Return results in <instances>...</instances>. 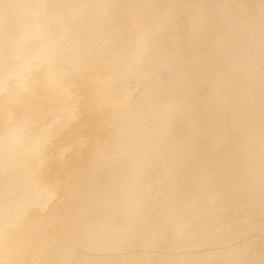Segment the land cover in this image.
Instances as JSON below:
<instances>
[{
    "label": "rangeland",
    "instance_id": "rangeland-1",
    "mask_svg": "<svg viewBox=\"0 0 264 264\" xmlns=\"http://www.w3.org/2000/svg\"><path fill=\"white\" fill-rule=\"evenodd\" d=\"M14 1H16V2H14ZM20 1V0H19ZM23 1V0H22ZM21 1V3H22V5L20 4V3H18V0H0V9H1V16H0V19L1 18H3L5 15L3 14L4 12H2L3 10H6V7H7V11H10V12H12L11 10H9V9H13V10H15V16L18 18V20H17V22H20V20H23V18H24V16L22 17V15L21 14H23V13H16V12H18V11H20V9L23 11V12H26V11H28V12H32L31 10H32V8H30V7H32V5L33 4H35V6H37L38 7V9L37 10H33V13L37 16V18L39 19L38 20V22H35L36 24L35 25H33L29 30H32V31H29V32H27V31H24V30H22V32H20V33H18V36H20L18 39H20L21 37H22V33H24V35L26 34V33H29V37H28V39H27V41L25 40L26 39V37L25 36H23L22 38H21V41L23 40H25L26 41V43H25V41H24V44H22V45H19L20 44V42L19 43H17L16 45L19 47H23L24 48V56L23 57H28V58H31V59H35L37 62L39 61V60H42L43 59V63H45V61L46 60H44V58H42V56L41 55H43L44 57L47 55L48 56V54H49V56L51 57V55H50V53L51 52H53V55H54V57L52 58H50L49 56H48V58L46 57L45 59H51V60H56V61H58V59H59V61H60V59H61V62H59L60 64H58V65H60V66H54V61H53V63L50 65V66H52V67H54V69L53 68H48L47 69V71H51L52 69V73H56L57 71H58V73H61V71H62V73H63V71H65V69L64 68H66V66L68 67L69 66V64H77L78 63V65H80V66H83V65H85V64H88V63H86V62H88L89 60H87L86 62H84L82 59H85V56H84V54L83 55H80V56H78L76 59H74V62H73V60H71L70 62H68V58H67V56H72L74 53H76L77 52V49H79L78 48V46H79V41L80 42H82V40H84L85 39V36H83L82 38H84V39H78V41H76L77 39H75V41H74V46L76 45V48L69 54V52L71 51V49H69L68 47H67V49H69L70 51H67V49L65 50V48H64V46H63V44H67L68 42H69V37L68 36H66V34L69 32V33H71V35L75 32V30L77 29V30H80L79 32H83L84 34H93V35H95L99 30H97V29H99V28H104V29H106L105 31L103 30V32L100 34V38L98 39V41H97V43H95L93 46H91L90 48H88L87 49V51L88 52H91V55H90V57L89 58H91V60L92 59H94L95 58V56L96 55H98L99 54V51H97V45H98V42H99V40H103L102 42H103V44L102 45H104L105 44V41L108 39V38H110V37H108L109 36V34L110 33H112L111 31L113 30L112 28L110 29L109 27L111 26H115V28H118L119 30L121 29V28H123L122 30H125L126 28V26H127V24H129V22L131 21H133L134 20V22L136 23V22H139V20H140V18H144L145 19V14H146V19L144 20L143 19V21H145V23L144 24H141L142 26H147V24L148 25H151L152 23H154L155 22V24L154 25H160L161 24V22H162V28L163 29H165V30H163L162 28H160V30H162L161 31V35H159L157 38H158V42L157 41H155L156 40V38L154 39V41L152 42V41H150L149 42V44H145V46L147 47V48H145L146 49V51H145V49H143L142 47V44H140V46L138 47V49H136V50H138V54H137V51L136 50H134L133 51V58H135V59H137V57L139 56L140 57V63H139V65L140 66H142V63H143V65H145L146 64V66L145 67H143V69H142V72L141 73H145V72H147V73H145L144 74V76H143V80H145V82L143 83V85H144V87H142V90H144V89H146V88H149V87H154V88H157V91L155 92H152V91H149V92H147L146 93V97H144V98H140L138 95H137V92H135V91H133V93H132V98H131V100L129 101V104H127V103H122L121 104V100L123 101V99H120V97H124V96H126L125 94H124V96H119L118 94H123L124 93V91H122L123 90V88H124V86L122 85V83L121 82H119L120 80L118 79V78H113L116 82H117V79H118V84L117 85H119L120 87H122L121 89H120V91H122V92H118V94H115L116 96H119V97H117L118 98V100H117V98H116V96L113 94L114 92H115V90L113 91L112 89H114V87H115V81H111V79H109L110 78V76L112 77L113 76V73H112V71L113 72H115L114 70H115V67L114 66H117L116 64H117V60L116 59H114L113 61L112 60H110L109 62L111 63H115V64H112L111 66H109L108 64H110L109 62L107 63V61H106V63L105 64H103V66L102 65H100V66H98V64H96L97 63V59L96 60H94L93 62H91L90 64H89V66L91 65V68L94 66V65H97L96 67L97 68H100L101 69V71H103L104 73H103V75L104 74H106L105 76H107V77H104L103 75H102V73L100 72V69H99V72L101 73H99V74H97L98 73V69H96V68H92L91 70V72H93V73H91V72H86L85 71V75L84 74H80V73H78L79 71H77V70H75V72L72 74V76H71V78H69V80H68V82H66V80L63 82L64 84H65V91L69 94V96L67 97V100H68V102H67V106H65V107H67V110L66 111H61L60 113H58L59 111H58V108L59 107H57V106H54V105H52V104H50V103H48V98H49V93H48V90L47 89H45V93H44V96L43 97H41V99H39V102L36 104V105H34V107H33V111H32V113H31V115L27 118V120H26V123H28V125H26L25 126V128H24V130L23 129H20V130H18L17 132H16V134H14L13 136H15L14 138H15V140L17 139V138H21L22 140L19 142V144H17L16 146H14L13 144V146H12V148L10 149V150H8V151H6L5 153H3V149L2 148H0V198L2 199L3 198V196H5V194H3V193H9L8 195H6L5 197H7L6 199L8 200V196H9V202H10V205H7V204H9V202L5 199V197L2 199V200H4V201H7V202H4L6 205H4V203L3 202H1L2 200H0V204L2 205V206H0V226H1V224H2V226L3 227H5V229L8 227V230H10V228L12 229V231L10 230V233L9 234H16L17 235V237H16V235L14 236V235H9L8 233V237L6 236L7 234H4V233H0V250L2 251L1 252V254L0 255H2V256H4V257H2V256H0V264H1V259H3V262H2V264H4L5 263V261H7V262H9V264H13V263H15V264H40V263H42V264H48V263H46L45 261H47V262H49V264H69V263H71L72 262V264L74 263V264H78V262H81V263H84V264H86L87 262V264H93V262H97V264H99L98 262H106L105 264H110V263H108V262H110V259L112 260L113 258L115 259V255H117V252H118V255H117V258L119 259V260H121L120 258V256L122 255V256H124L123 255V252H125L126 250H124V249H127L128 247H126L125 246V244H123V243H129V240L130 239H128V237H126V235L124 234L125 233V230H124V228L125 227H120L121 226V224L119 223V221H117V220H115V219H113V224H114V227L113 226H110L111 228H110V230H108L109 232H110V234H108L109 236H107V235H104L105 237L107 236V238L108 237H110L111 238V233H114L113 235H116V233H118L119 234V237L116 235V236H113L112 235V239H114V237H115V241H113L112 239L110 240L109 238V240H108V242H107V238H104L103 237V234H100V235H98L99 237L98 238H100V240L99 241H102L101 242V244H102V246L100 245V242L99 241H97L98 239H97V235L95 236V234H97L96 232H97V228H98V226H97V224H99L100 225V223H99V218H101V222H102V220H105L106 219V216L107 215H110L109 213H106L105 211V214H103L104 212L101 210V208H100V206L102 205H99L98 203H100V202H103V201H101L102 199H100L99 197H101V196H104V195H102L103 193H105L104 191H105V189L106 188H109V182H106L105 183V181H104V178L106 179V176H111L112 177V174L114 173H111L110 175L108 174V175H104L103 176V174H104V172L107 170V167H108V169H109V166H111L112 167V165L114 166V165H117V162L118 161H120L122 158L124 159H122V161H126V159L128 160V159H130L131 158V156H132V152H133V150L131 149V148H135L136 147V150H139V152H140V150H142V149H145L146 147V145L147 146H149V145H151V142L153 141V139L151 138V136L152 135H154L155 137L156 136H158L159 135V143H157L156 145H160V147L165 143V141H166V143H165V147L162 149V154H163V157L161 158V159H159L158 160V162L156 163V164H154V163H152V164H150L149 165V163H145V164H143L142 165V168H139L135 173L136 174H138L142 169H150V168H152V166H154V168H157L158 166H161V165H164L166 162H167V160L169 159V157L173 154V155H176V153H178L176 156L178 157V158H180V159H184V160H186V159H188L190 162V164H188L187 166L188 167H190V170L188 171V175H185V177L186 178H188V179H185L186 180V182H190L191 181V185L190 186H188V187H186V188H181L180 186H179V181L181 180L179 177H178V175H176V176H170V177H168L167 179H166V181L162 184V187H160L159 189H157L156 191H154V192H152V196H151V198L149 199V201H146V203L144 202L143 204H144V206H147L148 205V207H147V209L145 210V213L147 214V215H149L151 212H152V209H153V211H157V209H158V211H160L161 209L162 210H164V208H166V207H171V208H169V209H172L173 207L174 208H178V206L176 205L177 203L176 202H178L177 200H179V199H182V201L184 202V200H186L185 201V203H184V205L181 207V208H178V211L179 210H182L183 209V207H186L187 206V203H188V201H190L191 199L192 200H199L200 202H199V206L198 207H196L197 206V201H194L193 202V205L192 206H190V207H188V208H195V209H191V210H195V213L193 214V215H191V214H189L190 212H187L188 210H186L185 212H182V213H180V215L178 216V221L176 222V224H174V227H181V226H183V223L184 224H188L191 220H193L194 219V215H197V216H201L202 215V211H201V209L204 207V205H206V207L204 208L205 210L204 211H207L208 212V210H206V209H209V211L211 212V214L209 215V213L210 212H206V216L207 217H210V221H208V222H206V227H207V229H211L212 228V226H213V221H215V222H217V224H218V228H217V235H223L224 233H227L228 235H231V237L233 238V239H230V242H231V244H232V246H235V253H240V256L242 255L243 257H242V260H240L239 261V263H231V261H229L231 264H241L242 262L243 263H246V264H264V48H261V46L260 47H258V45H260L261 44V42L262 43H264V26H257L256 25V30L254 29V31H253V33H252V31L250 32V29L249 28H247L246 30H245V28L246 27H248L249 25H254V23H261V22H263L264 23V0H251V1H247V0H242L243 2H244V5H243V7L241 8V10H237V9H234L235 10V14H233L232 16H233V18H232V22L231 23H234V24H232V25H229V29L232 31V38L228 41V42H226L225 44H222V45H218V46H213V47H209V42H212V41H214V40H216V35L213 33L212 34V32H210V28H212V26L214 25V21H213V19H214V17H215V15L220 11V7L217 5V3H216V0H158V1H160V3H161V1L162 2H164V3H161V5H160V3L157 1V0H109V1H107V3L105 2V5L106 6H108V5H116L117 6V9L110 15L109 13L108 14H106L105 12H104V10L105 11H107V8H106V6H104V3L101 5V3H99L100 5H98L97 3H95L96 2V0H87V2H85V3H83V1H85V0H77L76 1V4H75V6H72V10H70V11H66V9H67V7L65 8V9H63V3H64V5H65V2L64 1H62V0H60V1H58V2H56V4L54 5V6H52L51 4V9L49 8V6L47 5L48 3H47V0L46 1H44V0H37V1H35L32 5H31V3H29L30 2V0H27V1H23V2H25V3H23ZM49 1V0H48ZM135 3H134V2ZM141 1V2H140ZM155 1V2H154ZM157 1V2H156ZM190 1V4H188V2ZM246 1V2H245ZM3 4H2V3ZM130 2V3H129ZM131 2H133V4H136V3H138V5L136 4V5H133ZM8 3V4H7ZM245 3H247V4H245ZM92 4V6H93V8L95 9V11H96V15L95 14H93V15H84V14H86V13H88L89 12V7H90V5ZM12 5V6H11ZM16 5V6H15ZM97 5V6H96ZM133 5V6H132ZM156 5V6H155ZM1 6H2V8H1ZM11 6V7H10ZM14 6V7H13ZM20 6L22 7V8H20ZM97 8H96V7ZM101 6V7H100ZM126 6H127V9L128 10H126L125 8H126ZM9 7V8H8ZM18 7V8H17ZM48 7V8H47ZM100 7V8H99ZM145 7V8H144ZM155 7V9H152V8H154ZM14 8H16V9H18V11L16 10V9H14ZM20 8V9H19ZM24 8H26V9H24ZM103 8V9H102ZM106 8V9H105ZM141 8H143V10H144V13H143V10L142 11H140V14H139V10L141 9ZM150 8V9H149ZM97 9V10H96ZM100 9H101V11H102V13L100 12L99 13V11H100ZM131 9V10H130ZM146 9V10H145ZM147 9H148V11H147ZM42 10H45V12L44 13H42ZM84 10H86L85 12H84ZM84 12V13H82L83 14V18H81V20H79L78 21V15L81 13V12ZM91 11V10H90ZM98 11V12H97ZM65 12H66V14H67V16L68 17H72V16H74V17H76V20L75 21H72V19H71V22L70 23H68L69 22V19L68 20H64V21H61V18H63V15L65 14ZM146 12V13H145ZM7 13V12H6ZM103 13H105V16L103 17V18H100V17H102L103 16ZM148 13V14H147ZM137 14V15H136ZM97 17H95V16ZM100 15V16H99ZM139 15H140V17H139ZM142 15V16H141ZM18 16H20V18L18 17ZM36 16H34V17H36ZM51 16H56L53 20H51V21H49V18L51 17ZM135 16H137V17H139V18H137V19H139L138 21H137V19L135 18ZM240 16V17H239ZM27 17V16H26ZM33 17V16H32ZM73 17V18H74ZM87 17V18H86ZM92 17H95L96 18V20L94 19V20H92ZM99 17V18H98ZM243 19H242V18ZM22 18V19H21ZM135 18V19H134ZM241 19V21H240V19ZM86 19V20H85ZM98 19V20H97ZM25 20H26V18H25ZM85 20V21H84ZM176 20H178L177 22H176ZM37 21V20H36ZM99 21V22H98ZM140 21H142V20H140ZM160 21V22H159ZM175 21V22H174ZM180 21V22H179ZM132 23L133 25H131V28H133L135 25H137V23L135 24V23ZM157 22H159L158 24H157ZM172 22H174V25H175V28L178 30V32H177V34L178 33H180V37H181V32L183 33L182 34V37L184 36V38H186L187 37V39H181V40H178L179 38H178V36H173L172 38H171V40H173L172 42H170V38L167 36V37H165L164 36V38L162 37V39H161V37L160 36H162V35H165V34H167V33H169L168 31V26L172 23ZM236 22H237V24H236ZM178 23V24H177ZM182 23V24H181ZM252 23V24H251ZM90 25L91 26V28H89L90 26H84V25ZM94 24V25H93ZM181 24V25H180ZM236 24V25H235ZM62 25H64V27L62 28L64 31L63 32H58V28H61L62 27ZM83 25V26H82ZM98 25V27H95V26H97ZM130 25V24H129ZM141 25H140V28H138V29H140V30H142L141 28ZM180 25V26H179ZM37 26V27H36ZM93 26V27H92ZM120 26H121V28H120ZM158 26H155V27H157V28H159ZM166 26V27H165ZM178 26V27H177ZM35 27H36V29H35ZM84 27V28H83ZM139 27V26H138ZM183 27V28H182ZM186 27V28H185ZM188 27V28H187ZM243 27H245V28H243ZM84 30H83V29ZM170 28V27H169ZM174 28V29H175ZM243 28V29H242ZM75 29V30H74ZM94 29V30H93ZM128 29H130V28H128ZM184 29V30H183ZM189 29V30H188ZM87 30V31H86ZM143 30H145V29H143ZM182 30V31H181ZM186 30H188V31H186ZM90 31V32H89ZM113 31H116V29H114ZM128 31V33L129 34H131V32L129 31V30H127ZM126 31V32H127ZM148 31V30H147ZM147 31H146V33H147ZM164 31H166L167 33H165ZM37 32V33H36ZM38 32H44L43 34H45V36H43V38L41 37V36H39V33ZM126 32H125V35H128V34H126ZM158 32H159V30H155V31H152V36H155L156 37V35L158 34ZM164 32V33H163ZM185 32V33H184ZM188 32V33H187ZM208 33H209V36H208V38H207V35H208ZM148 34V33H147ZM185 34V35H184ZM70 35V34H69ZM179 35V34H178ZM75 36H77V34H75ZM178 38V39H176V38ZM125 38H127L126 36H125ZM207 38V39H206ZM55 39H56V41L58 40L59 42V44L57 43V42H55ZM66 39V40H65ZM165 39V40H164ZM175 39V40H174ZM61 40V41H60ZM95 40H96V38L94 37V36H92V37H90V38H88L87 40H86V42H84L83 44H81L80 46L81 47H84V46H86V45H89V44H92L93 42H95ZM222 40H224V39H222ZM53 41V42H52ZM62 41H63V43H62ZM85 41V40H84ZM136 41V40H135ZM135 41H134V43H135ZM161 41H163L164 42V44L161 42ZM177 41V42H176ZM51 42V43H50ZM152 42V43H151ZM156 42H157V44L158 45H160V46H158L157 44H156ZM54 43V44H53ZM62 43V44H61ZM161 43H162V45H161ZM52 46H54L53 48H51V45ZM57 44H58V46L60 47V48H58V46H57ZM151 44H152V46H151ZM154 44V45H153ZM157 46H156V45ZM48 45H50L49 46V48H47V46ZM55 46H57V49L58 50H62V52L60 51V54L58 53L57 54V56H55L56 55V51L57 50H55ZM158 47H159V49H158ZM47 49V50H45L44 51V49ZM62 48V49H61ZM64 48V49H63ZM150 50H149V49ZM157 48V49H156ZM22 49V48H21ZM50 49H51V51H50ZM140 49H142V50H140ZM48 50H49V52H48ZM54 50H55V52H54ZM155 50H157V51H155ZM160 50V51H159ZM65 51V52H64ZM145 51V52H144ZM9 52V51H8ZM45 52V53H44ZM134 52H136V53H134ZM141 52H142V54H141ZM147 52V53H146ZM150 52H151V55H149L150 54ZM156 52V53H155ZM10 53V52H9ZM45 55H44V54ZM64 53H66L65 55H64ZM128 53V52H127ZM141 55H140V54ZM143 53L145 54L146 53V55H143ZM155 53V54H154ZM158 53V54H157ZM226 53V54H225ZM39 54V55H38ZM125 54H126V52H125ZM129 54V53H128ZM122 55H124V54H122ZM130 56H131V54H129ZM135 55V56H134ZM149 57H148V56ZM169 55H174V57H173V59H172V61H170V59H169ZM195 55H200V57H199V60L200 61H204L203 63H202V65L201 66H203L202 68H205V70H208V71H210V73H208L207 75H205L203 78H204V82H203V84H202V86H201V88L203 89L204 87H206L207 89L208 88H211V89H214V88H216V84H215V80L217 79L218 81V84H222L223 82H225L224 84H222V86H220L221 88H219L217 91H218V93H216L215 95H216V98L218 97V98H222L221 97V95L223 94V92H222V89H226L227 91H225L224 93H226L224 96L226 97H228V99L227 100H224V102L226 103V107H227V109L228 110H226V112L228 113V118H230V120H228V122L227 121H225V120H223L222 118L221 119H215V114H214V112H212V114H210V115H208V114H206L204 111H206L205 109H208V104H210L211 102V100L209 99L208 101H207V103H206V105L205 106H203L202 107V105L200 104V106L199 107H201L200 109H198L197 110V112H199V118L200 119H205V120H212V119H215L216 121H215V123H214V125H219L218 126V129H219V131H217V132H215L214 134H213V136H211L210 138H205V137H203V136H201V133H198V134H193L192 135V137H196L197 139H198V137L199 136H201V138L200 139H202L203 138V142H200L201 144L199 145V149H203V151L202 152H200V153H198V154H189L188 152H186L189 148H188V146L191 144V136L189 135L188 137H184L183 135H185V133H190V131L192 130H194V128H195V124L197 123L196 121L197 120H195V122H194V120L193 121H191L190 123H188L187 125H186V127L184 128V127H180L177 131L178 132H176L175 131V128L176 127H174V129H173V131H171L170 130V128H166V130L167 131H169V132H166V130L165 129H162V131H159V128L161 127V126H163L164 124H165V122H166V126H169V124L168 123H172V122H174V121H177L178 120V123H180V121H182V119H181V117L180 116H182V114L184 115L183 116V118L185 117V115H187L189 112H194L193 110L195 109V104H196V102H195V99L192 97V98H190L188 101L189 102H191V104H189V102H187L186 101V98L184 97L185 96V94H184V92H182V93H178L177 94V96H176V94H174L173 96H174V98H172L171 100H170V103H168L166 100L164 101V103H163V101H160V100H158L160 97H163V96H166L167 94H168V91H169V89H168V87H173V83H174V79H175V77H176V75H177V73L181 70V68H182V64L181 63H183V61H186V60H189L190 61V59H192ZM40 56V57H39ZM147 56V57H146ZM219 56H222V57H219ZM22 57V58H23ZM38 57V58H37ZM62 57V58H61ZM138 57V58H139ZM152 57V58H151ZM1 58H4V56H3V54L0 52V72L2 71V70H4V69H8V68H10V69H12L14 72H19V71H17L18 70V62L16 61V60H14V59H12L10 62H7L6 61V58L5 59H1ZM40 58V59H39ZM96 58H98V57H96ZM101 58V57H100ZM126 58H129V57H126ZM148 58V59H147ZM149 58H151V59H149ZM216 58V59H215ZM49 59V60H50ZM65 61H64V60ZM82 60V62H81V60ZM142 59V60H141ZM147 59V60H146ZM4 60V61H3ZM90 60V61H91ZM133 61H134V59H132ZM149 60V61H148ZM77 61H79V62H77ZM117 61V62H116ZM133 61H131V62H133ZM145 61V62H144ZM146 61H148V62H146ZM39 62H42V61H39ZM96 62V63H95ZM142 62V63H141ZM149 62H151L150 64H149ZM250 62H252V65L254 66V67H252V68H249L246 72H245V70L244 69H246V67H247V65L250 63ZM69 63V64H68ZM94 63V64H93ZM104 63V62H103ZM62 64V65H61ZM93 64V65H92ZM147 64H149V65H147ZM220 64H224V66L222 67V69L221 68H219V65ZM106 65V66H105ZM107 65H108V67H110L111 69H112V71H111V69H109L108 67H107ZM12 66V67H11ZM46 66H47V64L44 66L45 68H46ZM88 66V67H89ZM15 67L17 68V69H15ZM55 67H57V69L55 68ZM58 67H59V69H58ZM70 67H72V65L70 66ZM112 67H114V68H112ZM129 67H131L132 68V70L129 68ZM129 67H127V69L129 70V71H127V72H125V73H128V75L129 76H126V84H125V88H126V85L129 83V77L131 78V80L132 81H134V83L135 84H132L131 85V88H137L138 87V85H139V81L138 80H141V75H139L138 76V78L135 76L136 74H138L137 72L138 71H136V69H134L133 67L134 66H129ZM90 68V67H89ZM105 68V70H103ZM106 69L108 70V71H111V72H107L106 71ZM45 70V69H44ZM55 70V71H54ZM117 70V69H116ZM131 70V71H130ZM241 70V71H240ZM46 71V70H45ZM89 71H90V69H89ZM96 71V72H95ZM133 71H135V72H133ZM241 72H242V74H241ZM78 73V74H77ZM88 73H90V74H92V75H90V74H88ZM95 73V74H94ZM124 73V75H127V74H125ZM132 73H134L133 75H131ZM22 74V73H21ZM86 74L87 75H89V78H88V76L87 77H85L86 76ZM94 74V75H93ZM96 74H97V77H96ZM241 74V75H240ZM254 75L255 76V79H252V77H251V75ZM82 75L84 76L83 78H84V80H83V78H81L82 77ZM98 75L100 76V78H98ZM103 77H102V76ZM110 75V76H109ZM210 75H212V77H210ZM236 75H239V76H237V77H235ZM79 77V78H78ZM92 77V78H91ZM128 77V78H127ZM133 77V78H132ZM234 77V78H233ZM63 78H64V76H63ZM96 78H97V81H96ZM80 80V82H79V80ZM95 80L96 82H94V81H92L91 82V80ZM98 79L104 84L103 86V88H104V91H103V89H102V87H98L99 85L100 86H102V83L100 82V81H98ZM4 80V81H3ZM8 80H10V79H3V78H1V76H0V110L2 111H0L1 113H0V126H4V125H1L4 121H6V119H10L11 121L13 120V118H17V117H19L20 116V111H18L17 109L19 108V102H20V98L19 97H17V96H11V95H9V97H8V95H7V93H8V89H6L9 85V83H10V81H9V83H8ZM110 81V82H108V83H106V81ZM185 81H184V83H186V79H184ZM27 81H28V78H27ZM88 81V82H87ZM105 81V82H104ZM201 81V80H200ZM248 81H250V84L248 83ZM5 82V83H4ZM6 82L8 83L7 85H4V84H6ZM114 82V83H113ZM131 82V81H130ZM3 83V84H2ZM18 84H17V86H16V89H20V90H24L25 89V85H24V82H23V80H19L18 82H17ZM85 83V84H84ZM98 83V84H97ZM100 83V84H99ZM33 84H34V82L32 83V87H33ZM80 84H82V85H86V88L85 89H83V90H79V89H81V85ZM93 84H96V85H94L95 87H93L92 85ZM80 85V86H79ZM88 85V86H87ZM98 85V86H97ZM5 86V87H4ZM90 86H92L91 88H90ZM98 88H97V87ZM85 87V86H84ZM83 87V88H84ZM5 88V89H4ZM35 88H36V84H35ZM96 88V92L95 91H92V90H94ZM102 89V90H100V89ZM92 89V90H91ZM98 89H99V91L101 92H107V90L110 92V91H112L110 94L113 96H111L110 94V96H111V98L116 102H114L110 97H108L109 95H108V93H107V95H106V97H107V99H105V98H103L104 99V104L105 105H103L102 103L103 102H101L102 100H94L95 102H97V101H99L100 103H95V102H90L86 107L88 108V110L87 111H90V110H92L91 112H86L85 113V111H86V109L87 108H85V109H83V110H79V107H80V104L82 103V101H85L87 98H89L90 96H92V95H98V94H100V92L98 93ZM106 89V90H105ZM90 90H91V92H90ZM81 91H82V93H81ZM126 91V90H125ZM204 91H206V90H204ZM85 93V97L86 98H84V93ZM94 93V94H93ZM184 94V95H183ZM5 96V97H4ZM20 97H21V95H19ZM23 96V95H22ZM180 96V97H179ZM183 98H182V97ZM223 96V97H224ZM230 96H232V97H230ZM17 97V98H16ZM208 97V95H207V93H203L202 95H201V97H200V100H203V102L204 101H206V98ZM6 98V99H5ZM15 98V100H12L13 101V103H12V101L10 100V99H14ZM118 101V102H120V103H118L115 99ZM5 99V100H4ZM9 99V100H8ZM112 100V101H110V100ZM173 99H176V100H174L173 101ZM17 100V101H16ZM47 100V101H46ZM105 100H107L108 102H109V104L107 103L106 104V102H105ZM120 100V101H119ZM135 100H138L139 101V108H138V110H139V112H141V117L139 116V118L137 119V122H141V128H142V131L143 132H145L146 133V135H145V133H143L142 134V132L141 133H139V137L138 136H136V134H133V135H131V136H129V132H130V130H128V134H123L126 130H124L125 128H124V126H123V128L121 127V129H120V132H118L119 131V128H116V127H114L115 129H116V131L114 130V128H113V125L112 126H110L109 127V125H108V114L106 115V113H107V110H108V112H110L111 114L112 113H114L115 112V114H116V110H119L117 113H119V112H121L120 113V115H119V119L117 118L118 117V115L116 114V116L113 114V118H110L111 120V123L112 122H116L117 123V121H119L120 120V116H121V118L123 117V115H126L127 114V111L128 110H130V104H133L134 102H135ZM182 100V101H181ZM176 101V102H175ZM181 101V102H180ZM6 102V103H5ZM9 102H10V104H9ZM17 102V103H16ZM110 102H113L114 104H113V106H112V103H110ZM151 104H150V103ZM167 102V103H166ZM183 102V103H182ZM195 102V103H194ZM217 102V104H221V103H223L222 101H216ZM4 103V104H3ZM48 104L47 105V107L44 109V110H42V111H40L39 110V105H42V104ZM93 103V104H92ZM179 103V104H178ZM3 104V107L1 106ZM18 104V105H17ZM95 104V105H94ZM98 106H97V105ZM110 104H111V106H110ZM125 104V105H124ZM167 104H168V106H171V107H169L168 108V106H167ZM177 104V105H176ZM181 104V105H180ZM183 104V105H182ZM185 104H186V107H187V109H184L183 107L185 106ZM199 104V103H198ZM216 104V105H217ZM8 105H10V106H8ZM15 105V106H14ZM125 106L126 108H121V107H123V106ZM149 105H151V108L149 107ZM162 105V106H161ZM197 105V104H196ZM106 106H108L107 107V110H106ZM119 106H121V107H119ZM127 106H129V107H127ZM164 106V107H163ZM180 106V107H179ZM192 106V107H191ZM5 107H7L6 109H5ZM17 107V108H16ZM99 107V109L101 110V111H99V109L97 110V108ZM110 107H111V109L114 111H112L111 112V110H110ZM163 107V108H162ZM165 107H167L169 110H167V108H165ZM185 107V108H186ZM190 107V109L192 108V111H190L188 108ZM194 107V108H193ZM215 106L214 105H211L210 106V109L211 108H214ZM3 108V109H2ZM10 108H12L13 110H11ZM91 108V109H90ZM109 108V109H108ZM117 108V109H116ZM122 109V111H124V110H127V111H124V113H122V111H121V109ZM153 108L155 109V110H153ZM162 108V110H165V111H163V113L165 112V114H167L168 116H167V120L165 119V114L163 115L161 112H162V110H160ZM182 108V109H181ZM5 109V110H4ZM8 109V110H7ZM56 109H57V111H56ZM93 109H96V110H93ZM106 111H105V110ZM152 109V110H151ZM171 109H173V111L171 110ZM10 110V111H9ZM157 110V111H156ZM169 111V112H167V111ZM181 111V110H183V111H181V112H178V111ZM223 110V109H222ZM13 111H15V112H13ZM97 111V114L95 113V112ZM99 111V112H98ZM104 111V112H103ZM155 111V112H154ZM172 112V115L170 114L171 112ZM185 111V112H184ZM221 111V110H220ZM224 111V110H223ZM11 112H13V113H11ZM18 112V113H17ZM143 112H145L146 113V116H148V115H150V114H153V115H155L154 113H156L157 112V114L155 115L156 117H158L157 119H159L158 121L160 122V120H161V122L159 123L158 122V124H161L160 126H158L157 125V122H153V120L156 118V117H154V118H152V119H150V120H148L149 119V117H146L145 116V113H143ZM153 112V113H152ZM158 112H159V114H162L163 116H164V118L162 117V115L160 116V115H158ZM176 112V113H175ZM187 112V113H186ZM43 113V114H42ZM79 113H81V115H79ZM86 115H85V114ZM90 113V114H89ZM96 114V116H95V118L93 119V120H89V123L87 122V123H85L84 124V122H83V120L86 118V117H89V116H91V114ZM100 113H102L101 114V116L99 115ZM182 113V114H181ZM186 113V114H185ZM223 113H225V111L223 112ZM4 114H5V117H4ZM57 114V115H56ZM93 114H92V116H93ZM143 114V115H142ZM86 116L85 118H84V116ZM246 115V116H245ZM51 116V117H50ZM79 116V117H78ZM207 116H209L210 118L208 119V117ZM231 116V117H230ZM244 116V117H243ZM250 116H252V118L250 117ZM33 117V118H32ZM50 117V118H49ZM104 117V118H103ZM106 117H107V119H106ZM164 119V120H162V118ZM176 119H175V118ZM179 117V118H178ZM37 118H38V121H37ZM68 118V119H67ZM84 118V119H83ZM99 119V120H97V119ZM171 118H172V120H171ZM174 118V119H173ZM247 118H249V119H247ZM44 119V120H43ZM83 119V120H82ZM112 119H115L114 121H112ZM142 119V121H140ZM146 119V120H145ZM20 120V119H19ZM81 120H82V122H81ZM148 120V123L146 122ZM168 120H170V122L168 121ZM205 120L204 121H202V124H204L205 123ZM235 121L234 123H236V127H237V125H238V127L237 128H235V130L231 133V135H230V139L227 137H225V136H223L224 134V132L225 133H228V130L230 129V127L232 126V124L230 125V127H228L229 129H226L225 131L223 130V126H228L227 124L229 123L230 124V122L229 121ZM39 121H41V122H39ZM50 122L49 124L47 123V122ZM72 121V124L73 125H71V127H69L68 126V124L67 123H69V122H71ZM79 123H78V122ZM95 122V125H94V122ZM101 123H100V122ZM102 121H104L108 126H106L105 125V123L104 122H102ZM107 121V122H106ZM164 121V122H163ZM168 121V122H167ZM243 121V124L241 123ZM30 122V123H29ZM37 122V123H36ZM77 124H76V123ZM100 123V124H98V123ZM150 122V123H149ZM238 122H240V123H238ZM25 123V124H26ZM39 123V124H38ZM82 123V124H81ZM90 123H93V124H90ZM98 125H97V124ZM154 123H155V125H154ZM32 124H34V125H32ZM51 124V125H50ZM67 124V125H66ZM75 124V125H74ZM84 124V125H83ZM87 124H89V125H87ZM102 124L105 126H103L102 127ZM115 124V123H114ZM153 124V125H152ZM163 124V125H162ZM79 125H80V128H79ZM123 124H120V126H122ZM143 125H145L144 127H143ZM152 125V126H151ZM220 125L222 126V127H220ZM52 126V127H51ZM83 126V127H82ZM85 126V127H84ZM87 126H89V127H87ZM92 126H94V127H92ZM102 128H101V127ZM119 126V127H120ZM155 126V127H154ZM77 127V128H76ZM87 127V128H86ZM153 127V128H152ZM233 127V126H232ZM43 128H44V130H43ZM48 128V129H47ZM89 128H91V129H89ZM93 128V129H92ZM98 128V129H97ZM101 128V129H100ZM182 128H184V130H182ZM193 128V129H192ZM78 129V130H77ZM81 129H83V131H80ZM85 129V130H84ZM237 129V130H236ZM35 130H37L38 131V134L34 137V138H30V137H32L33 136V132L35 131ZM77 130V131H76ZM87 130H88V133H87ZM94 130V133L96 134V136H94V133H92V131ZM100 130H103V131H100ZM59 131V132H58ZM75 131V132H74ZM80 131V132H79ZM86 133H85V132ZM90 131H91V133L93 134V136L94 137H91V133H90ZM96 131V132H95ZM97 131H100L102 134H103V139H102V134L100 133H98ZM111 133H109V132ZM116 132L115 134H120V136L119 135H117L118 137H120V139H121V141H119L120 143H117L118 145H115L114 147H111V145L110 144H106V143H109V140L108 139H110V137L113 135L112 134V132ZM123 131V132H122ZM164 131H165V133L166 134H168V136L166 135L165 136V134H164ZM184 131H186V132H184ZM191 131V132H192ZM237 131V132H236ZM68 132V133H67ZM79 134H78V133ZM82 132H84V133H82ZM108 133V135H107V133ZM152 132V133H151ZM160 132H162V133H160ZM183 132V133H182ZM71 133V134H70ZM82 133V134H81ZM91 135H90V134ZM106 133V137H108V138H105L104 137V134ZM148 133H150V134H148ZM160 133V134H159ZM254 133H257V135H255L254 136V139L251 137L252 136V134H254ZM75 134H78L77 136H74ZM87 134L89 135V137L91 138H89V137H84V136H87ZM123 134V135H122ZM142 136H141V135ZM158 134V135H157ZM163 134V135H162ZM223 134V135H222ZM70 135V136H69ZM122 135V136H121ZM134 135H135V137H134ZM151 135V136H150ZM55 136V137H54ZM64 136V137H63ZM68 136V137H67ZM78 136H80V137H78ZM84 137V139L86 138V140H84L83 139V137ZM141 136V137H140ZM144 136H147V138H145ZM223 138H222V137ZM29 137V138H28ZM37 137V138H36ZM41 137V138H40ZM45 137V138H44ZM54 137V138H53ZM75 137V138H74ZM101 139V142L102 143H100L99 144V138ZM127 137V138H126ZM129 137V138H128ZM143 137V138H142ZM162 137V138H161ZM164 137H166V140L164 141L163 140V138ZM73 140H72V139ZM88 138V139H87ZM135 138V139H134ZM140 138V139H139ZM145 138V139H144ZM152 139L151 141L149 140V142L147 141L148 139ZM222 138V139H221ZM227 140H226V139ZM39 139V141H37ZM41 139V140H40ZM54 139V140H53ZM77 139V140H76ZM98 139V140H97ZM137 139H139V140H137ZM143 139L144 140H146L145 142L147 143L146 145L145 144H143V143H140V142H142L143 141ZM207 139V140H206ZM50 140H52L51 142H50ZM105 140H107L106 142H105ZM128 140L130 141L129 143H128ZM135 140V141H134ZM171 140L173 141V142H171ZM220 140V141H219ZM222 140V141H221ZM225 140V141H224ZM49 141V142H48ZM71 141V142H70ZM73 141L75 142L74 143V145L76 144V147L73 145L72 146V144H73ZM83 141V142H82ZM85 141V142H84ZM93 141V142H92ZM105 143H104V142ZM126 141V142H125ZM137 141V142H136ZM139 141V142H138ZM205 141V142H204ZM217 141V142H216ZM37 142H40V144H38ZM54 142V144H52ZM77 142V143H76ZM79 142H81V143H79ZM91 142V143H90ZM96 142V143H95ZM98 142V143H97ZM179 142H181V144L183 145L182 146V148H181V150H179L178 152H174L176 149H177V147H178V143ZM6 143L7 144H10L9 143V141H6ZM12 143V142H11ZM21 143H22V146H21ZM64 143H66V144H64ZM126 143V144H125ZM140 143V144H139ZM203 143V144H202ZM205 143H207V144H205ZM214 143V144H213ZM41 144H42V147H41ZM45 144V145H44ZM56 144V145H55ZM57 144H61V145H57ZM77 144H79V146L77 145ZM97 144H99V145H97ZM102 144H106L105 146H106V148H108L109 147V149H106V151L104 150V148H102L103 150H104V152H107V155L103 152L102 153V149H100L101 148V146L103 147V145ZM132 144V145H131ZM143 144V145H142ZM149 144V145H148ZM208 144H210L209 145V147H207V145ZM70 145V146H69ZM85 145V146H84ZM94 145H95V147H94ZM139 145V146H138ZM55 146V147H54ZM65 146H67V148L65 147ZM70 148H69V147ZM85 147V150H84V152H82L83 154H80L81 156L82 155H84V157H83V159H80V157L81 156H76V155H79V152H81V151H83V149H84V147ZM93 146V147H92ZM204 146H206V148L204 147ZM59 147H61L60 148V150L59 149H57V148H59ZM73 148V150H72V148ZM81 147V148H80ZM86 147H88V149L86 148ZM90 147H91V149H90ZM100 147V148H99ZM123 147H125V149H124V152H123ZM139 147H141V148H139ZM142 147H144V148H142ZM54 148H56V150H59L58 151V153L53 157V158H51L52 160L50 161V159L49 160H46V158H44V160H43V158H39V156H43L45 153H47V151H52ZM68 148H69V150H68ZM75 148H77V149H75ZM82 149V150H79V149ZM111 148V149H110ZM112 148L114 149V151L112 150ZM117 148V149H116ZM121 148V149H120ZM153 148V147H152ZM151 148V149H152ZM25 149V150H24ZM52 149V150H51ZM62 149H64V150H62ZM66 149V150H65ZM71 149V150H70ZM95 149V150H94ZM101 150V151H98V150ZM118 149H120V150H118ZM197 149V148H196ZM196 149H195V151H196ZM242 149V150H241ZM15 150V151H14ZM24 150V151H23ZM55 150V149H54ZM55 150V151H56ZM90 150H92V151H90ZM117 150V151H116ZM156 150V151H155ZM64 151H67V152H69V153H67V152H64ZM70 151H72V152H70ZM87 151V153H85ZM155 151V152H154ZM154 151H153V155H156L157 154V148L155 147L154 148ZM189 151V150H188ZM20 152V153H19ZM32 152V153H31ZM41 152V153H40ZM45 152V153H44ZM90 152V154L91 155H89L88 153ZM92 152V153H91ZM109 152H111L110 154L111 155H109L108 153ZM113 152V153H112ZM114 152H116L115 153V155L118 153V156L116 155H114ZM142 152H144V151H142ZM20 154V156L22 157V160L19 158V157H17V155H19ZM30 153L32 154V155H30ZM40 153V154H39ZM62 153V154H61ZM64 153V154H63ZM70 153H72V154H70ZM74 153H77V154H74ZM85 153V154H84ZM101 153V154H100ZM122 153V154H121ZM204 155H203V154ZM4 154V155H3ZM86 154L88 155V156H86ZM97 154V155H96ZM99 154V155H98ZM103 154V155H102ZM39 155V156H38ZM101 155L103 156L102 158L104 159L106 156H107V158L109 157V159H104V160H102V158H101ZM114 157H113V156ZM199 155V156H198ZM201 155V156H200ZM37 156V157H36ZM76 157L75 158V161L73 160L74 158H72V157ZM92 156V157H91ZM130 156V157H129ZM16 157V158H15ZM71 157V158H70ZM81 157V158H82ZM89 157H91V159L89 158ZM94 157V158H93ZM95 157L97 158V159H95ZM121 159H120V158ZM15 158V159H14ZM35 158L37 159V160H35ZM79 158V159H78ZM84 158L86 159V160H84ZM88 158H89V160H88ZM92 158H93V160H92ZM112 158H114V160L112 159ZM115 158H117V160L115 159ZM14 159V160H13ZM20 159V161H18V160ZM67 159H70L69 161L67 160ZM76 159H78L79 160V167L77 166V164H78V160L76 161ZM98 159H100L101 160V162H100V160H98ZM112 159V160H111ZM120 159V160H119ZM142 159H146L145 157H142ZM17 160V161H16ZM54 160V161H53ZM64 160V161H63ZM95 160V161H94ZM15 161V163L16 164H13V162ZM60 161V162H59ZM67 161H68V163H67ZM81 161H83V162H81ZM88 161H91V164H90V162H88ZM97 161V162H96ZM108 161V162H107ZM113 161V162H112ZM115 161V162H114ZM117 161V162H116ZM50 162V163H49ZM55 162H56V165H55ZM58 162V163H57ZM75 162V163H74ZM77 162V163H76ZM85 162V163H84ZM95 162V164H93V163ZM98 162H99V164H98ZM103 162V163H102ZM107 162V164H109V165H107V164H105V165H103V167H102V164H104V163H106ZM112 162V164H110V163ZM11 165H10V164ZM51 163H52V165H51ZM76 164V166L74 167V164ZM87 163H89V164H87ZM168 163V162H167ZM13 164V165H12ZM22 164H25V165H22ZM73 164V165H72ZM80 164H82L81 165V167H80ZM83 164H84V166H83ZM96 164H98L97 165V167H96ZM136 164H138V162L136 163ZM60 165H62V166H60ZM70 165V166H69ZM71 165H72V167H71ZM89 165V167L90 168H87L86 166H88ZM95 165V166H94ZM100 165H101V167H100ZM9 166V168H7ZM13 166H14V169L12 170V168H13ZM20 166H21V168H20ZM22 166H24L25 168H23L22 169ZM39 166V167H38ZM55 166V167H54ZM56 166H58L57 168H56ZM68 166V167H67ZM94 168V169H92V167ZM84 167L86 168V170L84 169ZM96 167V168H95ZM99 167V168H98ZM6 168H7V170H6ZM11 168V169H10ZM62 168V169H61ZM106 169V170H104V169ZM153 168V169H154ZM9 169V170H8ZM71 169V170H70ZM72 169H73V171H72ZM76 169V170H75ZM78 169V170H77ZM80 169V170H79ZM82 169H83V172H81L82 171ZM92 169V170H91ZM98 169H99V171H98ZM222 169V170H221ZM5 170V171H4ZM67 170H69V171H67ZM75 170V171H74ZM90 172H89V171ZM95 170H97V171H95ZM103 170V171H102ZM8 171H10V172H8ZM76 171H77V173H76ZM79 171V172H78ZM101 171V172H100ZM108 171V170H107ZM63 172V173H62ZM69 172H71L70 174H69ZM74 172V173H73ZM82 174H81V173ZM87 172H88V174H87ZM96 174V172H98L96 175L94 174V173ZM103 172V173H102ZM80 173V174H79ZM92 173V174H91ZM100 173V174H99ZM74 174H76L75 175V177H76V179H75V177L74 176H72V175H74ZM99 174V175H98ZM135 174V175H136ZM67 175V176H66ZM70 175V176H69ZM80 175V176H79ZM83 175H84V177H83ZM85 175H86V177H88V179L85 177ZM90 175H91V177H90ZM94 175V176H93ZM101 175V176H100ZM118 175H119V173H118ZM117 175V177H116V180H115V184H116V186H117V184H118V181H119V183L121 184V183H123L124 182V179H120V177ZM183 174H182V176H184ZM47 176V177H46ZM66 176V177H65ZM96 176V177H95ZM99 176V177H98ZM121 176V175H120ZM198 176H202V178H203V180L201 181V182H199L198 181ZM78 177H80V179L78 178ZM93 177L96 179V180H94L93 179ZM98 177V178H97ZM73 178V179H72ZM89 178H91V179H89ZM102 178V180H100V182H97V179H101ZM59 179V180H58ZM67 179V180H66ZM109 180H110V178H108ZM118 179H120V180H118ZM226 179H232V182L233 183H230V181L229 180H227L226 181ZM66 180V181H65ZM79 180V181H78ZM81 180H83L84 182H82L81 183ZM89 180H90V182H89ZM86 181V182H85ZM89 183H88V182ZM91 181H93L94 183H96L95 184V187H93L94 186V183L93 182H91ZM103 181H104V183H105V188H102V186L104 187V184H103ZM218 181H220L219 183L220 184H218ZM36 182V183H35ZM46 184H45V183ZM65 182H67V183H70V184H68L67 185V183H64ZM77 182V183H76ZM81 184H80V183ZM2 183V184H1ZM17 183V184H16ZM31 183V184H30ZM85 183V184H84ZM88 183V184H87ZM91 183H92V185H91ZM100 183H101V185H100ZM224 183V184H223ZM230 183V184H229ZM22 184H24V186H23V188L21 187V188H18L20 185H22ZM28 184H30V185H28ZM83 184V185H82ZM87 184V185H86ZM221 184H223V185H221ZM226 184H227V186H229V187H227L226 186ZM17 185H19V186H17ZM28 185V186H27ZM36 185V186H35ZM38 185V186H37ZM64 185H66V186H64ZM73 185H75V186H73ZM86 185V186H85ZM88 185H89V187H88ZM111 185H112V183H111ZM221 185V186H220ZM6 186V187H5ZM14 186V187H13ZM82 187V188H80V187ZM84 186V187H83ZM98 186V187H97ZM120 185H118L117 187H115L114 189H113V193H111V194H113V195H111L113 198H114V196H116L117 194L115 193V190L116 191H119L120 189H121V187H122V185H121V187H119ZM123 186H125L124 185V183H123ZM142 186H143V184H142ZM226 186V187H225ZM11 187H13V189L11 188ZM15 187H17L18 189H23L22 190V192H21V194H23L22 196L24 197H19V198H17V196H15V195H13V190H14V188ZM65 187V188H64ZM68 187V188H67ZM71 187H73L72 189H71ZM75 187V188H74ZM90 187H91V189H90ZM93 187V188H92ZM97 187V188H96ZM101 188L99 191H98V188ZM126 187V186H125ZM221 187V188H220ZM224 188V190H226L225 192L223 191V188ZM36 188V189H35ZM57 188V189H56ZM78 188H79V190H78ZM172 190H171V189ZM225 188H228V189H225ZM230 188V189H229ZM25 189V190H24ZM43 189H44V191H43ZM48 189V190H47ZM63 189V190H62ZM72 191H71V190ZM83 189V190H82ZM88 189V191H86ZM168 190V193H166V191ZM169 189L171 190L170 192H171V194L172 193H174V195H176V196H174L173 194L172 195H169ZM222 189V191L220 192V190ZM36 192H35V191ZM65 190V191H64ZM76 190V191H75ZM103 192H102V191ZM107 190V189H106ZM180 190V191H179ZM29 191H30V193H29ZM38 191H40L39 193H37ZM69 191V192H68ZM79 191L81 192V193H79ZM84 191V192H83ZM92 191V192H91ZM94 191V192H93ZM96 191V192H95ZM98 191V192H97ZM102 193H101V192ZM174 191V192H173ZM42 192V193H41ZM45 192V193H44ZM54 192V193H53ZM64 194V196H63V194ZM68 192V194L67 195H65L66 193ZM77 192V193H76ZM87 192V193H86ZM89 192V193H88ZM100 192V193H99ZM175 192H176V194H175ZM227 192V193H226ZM46 194V195H44V194ZM75 193V194H74ZM85 193V194H84ZM94 193H96L95 195L97 196V199L95 198L96 196L94 195ZM181 193H183V195H180V196H178V194H181ZM221 193V194H220ZM21 194H20V196H21ZM31 194V195H30ZM58 194H60L59 196H58ZM72 194H74V195H76V194H79V195H76V197L74 196V195H72ZM99 196H98V195ZM167 194V195H166ZM25 195V196H24ZM53 195H54V198L56 197V200L57 201H55V199L53 198ZM80 195L82 196V198H83V200L81 199V197H80ZM12 196H13V198H12ZM27 196V199H25V197ZM35 196V197H34ZM36 196H37V198H36ZM46 196H47V198H49V196H50V200L47 202L46 201ZM63 196V197H62ZM69 196H70V198H69ZM71 196H72V198H71ZM88 196H90L91 197V199H88ZM111 196H110V198H111ZM165 196H166V198H165ZM11 197V198H10ZM31 197H33V199H31ZM52 197V198H51ZM59 197V198H58ZM66 197V198H65ZM74 197V198H73ZM79 197H80V199H81V203L79 204ZM89 197V198H90ZM170 197V198H169ZM178 197V198H177ZM203 197L205 198L202 202H201V200L203 199ZM15 198H17V199H19V200H17L16 202H18L19 203V205H18V203H17V205L15 206V204H16V202H15ZM64 198V200H62ZM79 199L78 201L76 200V199ZM84 198L85 199H88V204L86 203V200H85V203H84ZM101 198H103V197H101ZM109 198V199H110ZM113 198H111L112 200H113ZM168 198V199H167ZM176 199L175 201H174V199ZM229 198H231L230 200H229ZM13 199V200H12ZM58 199H59V201H58ZM70 199V200H69ZM73 199V200H72ZM95 199H96V201H95ZM104 199V198H103ZM109 200L110 201V203L108 204V202H107V204L108 205H113L114 203H111L112 202V200ZM27 200H28V203L26 204V202H27ZM32 200V204L30 203V201ZM52 200H54L55 201V203H54V201H52ZM72 200V201H71ZM76 200V201H75ZM91 200V201H90ZM94 200V201H93ZM97 200H98V202H97ZM163 200H165V201H163ZM20 201V202H19ZM67 201H69V203L67 202ZM83 201V202H82ZM119 201V200H118ZM117 201V202H118ZM159 201H163V204H161V206H160V204H158V202ZM216 201V202H215ZM24 204H22V203ZM49 202L51 203L50 205H53L54 207H57V208H54V207H52V206H48L49 205ZM52 202H53V204H52ZM57 202H58V204H57ZM73 202V203H72ZM91 202V203H90ZM94 202L96 203L97 202V205H95L94 204ZM116 201H115V203H117ZM173 202V203H172ZM21 203V204H20ZM34 203V204H33ZM62 205H61V204ZM74 203H77V206H76V204L74 205ZM86 204V206L84 205V204ZM169 203H172V204H170L169 205ZM216 205H215V204ZM13 204H14V207L16 208V209H14L13 208ZM56 204V205H55ZM59 204H60V209L58 210V208H59ZM73 205L74 206V209H73V206L70 208V206L71 205ZM80 205V208H79V205ZM83 204V205H82ZM191 204V203H190ZM5 207H4V206ZM20 205H21V207H20ZM26 205H28V206H26ZM35 205V206H34ZM82 205V206H81ZM90 205H92L93 207H91ZM98 205H99V208H97L98 207ZM214 205V206H213ZM7 206V207H6ZM11 206V207H10ZM18 206V207H17ZM24 206V207H23ZM34 206V207H33ZM46 206H48V207H46ZM68 206V207H67ZM96 206V207H95ZM105 206H107V205H105ZM160 206V207H159ZM166 206V207H165ZM176 206V207H175ZM210 206H211V209H210ZM217 206V207H216ZM221 207V208H219V207ZM26 207V208H25ZM32 208V210H31V208ZM62 207H63V209H64V207H67L68 208V210H67V208H65L64 210H65V212H64V210H63V212L65 213V214H63V212L61 213L60 211H62ZM83 207V208H82ZM86 207V208H85ZM91 207V208H90ZM216 207V208H215ZM8 208V210H9V208H10V211H11V213H10V211L9 212H7L8 210H5V209H7ZM13 208V209H12ZM17 208H19V210H18V213L17 212H15V211H17ZM20 208H22L21 210H20ZM25 208V209H24ZM29 208H30V210H29ZM45 208H47V210L48 209H51V210H49V211H44V210H46ZM52 208H54V209H52ZM75 208H76V210H75ZM78 208V209H77ZM84 208H85V210H84ZM92 210V208H95V209H93L92 211H93V213L95 214H93L92 213V211H90L89 212V210L90 209ZM212 208H214V210L215 211H217V212H215L214 210H212ZM12 209V210H11ZM24 209V210H23ZM28 209V211L27 212H25L26 210ZM44 209V210H43ZM56 209V210H55ZM72 209V211H69V210H71ZM86 209L88 210V211H86ZM217 209V210H216ZM52 210H54V211H52ZM79 212H78V211ZM81 210V211H80ZM84 210V211H83ZM101 210V211H100ZM161 210V211H162ZM13 211V212H12ZM20 211V212H19ZM24 213H23V212ZM33 211H35V212H33ZM57 211V212H56ZM157 211V212H158ZM7 212V213H6ZM37 212H39V214L42 216V217H40V215H39V217L37 216L38 214H37ZM45 212V213H44ZM48 212V213H47ZM53 213L54 214V216L51 214V213ZM55 212V213H54ZM78 212V213H77ZM86 212V213H85ZM91 213V214H88V213ZM98 212V213H97ZM102 212V213H101ZM154 213V215H152V216H148L145 220H148L149 219V217H152V219H150L148 222V224H156V223H158L159 221H160V219H161V216H162V213H160V212H158V213ZM176 212V210H173V211H170L169 212V215H173L174 213ZM219 212V213H218ZM35 213V214H34ZM58 213V214H57ZM67 213V214H66ZM72 213V214H71ZM75 213V214H74ZM76 213L77 214H80L81 215V217H75V216H80V215H76ZM133 213V212H132ZM153 213V212H152ZM172 213V214H171ZM188 213V214H187ZM214 213V214H213ZM5 214V215H4ZM7 214V215H6ZM12 214V216H10V215ZM19 215V214H21V215H19V216H21L22 218H23V222H25L26 220H27V222H25L24 223V226H23V224H18L17 223V225L15 224V222H16V220H21V217H19L18 219H17V215ZM35 216L34 217V220H33V216ZM47 214H49V215H47ZM60 214H61V216H60ZM74 214V215H73ZM82 214H87L88 216H86V215H83V217H82ZM96 214L98 215V218L96 219V220H94L93 218L96 216ZM100 214V215H99ZM101 214H103L102 216H105L104 218L103 217H101ZM27 215V217H28V219H30L29 221H28V219H25L24 218V216H26ZM45 215H46V217H45ZM57 217H56V216ZM58 215H59V217H58ZM68 215V216H67ZM71 215V216H70ZM94 215V216H93ZM131 215H133V214H131ZM188 215V216H187ZM1 216H5V218H9V219H6V220H4L5 218L4 217H2L3 219H1ZM15 216H16V218H15ZM32 217V218H30V217ZM38 218H37V217ZM51 217V220H49L48 221V218L49 217ZM26 217V218H27ZM73 217V218H72ZM165 217V216H164ZM163 217V218H164ZM10 218L13 220V219H16L15 220V222L14 221H12L11 223H12V225H11V223H10ZM45 218V219H44ZM52 218H54V219H52ZM59 218H60V220H59ZM93 220H92V219ZM166 219H167V217H165ZM185 218V219H184ZM24 219H25V221H24ZM37 221H36V220ZM39 219V220H38ZM50 219V218H49ZM56 219V220H55ZM67 219V224H68V226H69V224L71 223H73V227L72 226H69V229L68 228H66L67 227V224L65 223L66 220ZM87 219L89 220V222H87ZM183 219V220H182ZM31 220H32V223H31ZM44 220H46V221H48L49 223H47L46 221H44ZM55 220V221H54ZM65 221V222H63V221ZM70 220V221H69ZM181 220V221H180ZM7 221V222H6ZM34 221H36V222H38V223H36L35 222V224H34ZM40 221V222H39ZM50 221H54V222H50ZM57 221V222H56ZM59 221H61V224L62 225H64L63 226V229L62 228H60V227H62V225H57V223L59 222ZM18 222V221H17ZM22 223V220L21 221H19V223ZM30 222V224H28ZM44 222V223H43ZM56 222V223H55ZM69 222V223H68ZM84 224H83V223ZM147 222V221H146ZM160 222H162V221H160ZM164 222V221H163ZM4 223V224H3ZM27 223V224H26ZM43 223V224H42ZM52 225H51V224ZM54 223H55V225H57L56 227H55V225H54ZM63 223H65V224H63ZM81 223V225H77V224H80ZM87 223V224H86ZM90 223H91V225H90ZM6 224H8V226H4V225H6ZM10 224V225H9ZM35 226H34V225ZM38 224V226H39V228L36 226ZM40 224H41V226H40ZM47 224H50V227H49V225H47ZM92 224H94V226L92 225ZM118 225V227H117V225ZM161 224V223H160ZM19 225V226H18ZM30 227H29V226ZM74 225H75V227L77 228L74 232H73V230L75 229L74 228ZM84 227V228H80V231L78 230V227ZM87 225H90V226H87ZM257 225V226H256ZM12 226H14V227H12ZM16 226H18V227H16ZM23 227V228H25V230L23 229V228H21V227ZM33 226V227H32ZM44 226V227H43ZM47 226H48V228H47ZM101 226V225H100ZM247 226V227H246ZM10 227V228H9ZM16 227V228H15ZM38 229H37V228ZM42 227V228H41ZM46 227V229H44ZM54 227H55V229H54ZM87 227V228H86ZM91 227V228H90ZM97 227V228H96ZM120 227V228H119ZM244 227V228H243ZM32 229V230H29V229ZM34 228H35V230H34ZM56 228H58L57 229V231H58V233H57V231H56ZM65 228V229H64ZM94 228H96L97 230H93ZM113 228V229H112ZM145 228V227H144ZM144 228H142L143 230H136V232H135V234L136 235H138L139 234V236H141L142 234H140V233H143V232H145V231H147V229H145L144 230ZM15 229H17V230H15ZM22 231L21 233H22V235H23V237H21L20 238V236H21V233H20V231ZM41 229V230H40ZM42 229H43V231H42ZM47 229H49V230H47ZM53 229V230H52ZM62 231H61V230ZM68 229V230H67ZM101 229V228H100ZM99 229V230H100ZM111 229L113 230L112 232H111ZM148 229H150V228H148ZM177 229H179L180 230V228H177ZM197 229H200V226L199 227H197L196 228V230ZM244 229V230H243ZM246 229H247V231H246ZM14 230H15V232H14ZM27 230H29L28 232H30L31 234H29V236L27 235ZM37 230H39L38 231V233H40V234H38L37 235ZM46 230V231H45ZM63 230H64V232H63ZM86 230V232H84V231ZM90 230H91V232H94V233H91L90 232ZM93 230V231H92ZM98 230V231H99ZM124 230V231H123ZM249 230V231H248ZM256 230H258V231H256ZM45 231V232H44ZM48 231H50L49 233H51V231H52V233L51 234H49V233H47ZM54 231H56V233L58 234H56L55 233V235H57V236H55L54 235ZM68 231H70V232H68ZM73 233H72V232ZM78 231V232H77ZM89 231V232H88ZM115 231H116V233H115ZM122 231H123V234L125 235V237H124V235L122 234ZM189 231V230H188ZM253 231V232H252ZM32 232H33V240H32V237H31V235H32ZM43 232V233H42ZM60 232V233H59ZM65 232H67V233H65ZM179 232V231H178ZM178 232L176 231V233L175 234H178ZM181 232V235L183 236V233H182V230L180 231ZM214 232V231H213ZM258 235H256L255 233ZM26 233V234H25ZM47 233V234H46ZM61 233H63L62 235H61ZM65 233V234H64ZM252 233V234H251ZM36 234V235H35ZM50 236H49V235ZM53 234V235H52ZM66 234H68V236H66ZM71 234V235H70ZM77 234H78V236L80 237H78L77 236ZM83 234H85V236L88 238H91V237H93L92 239H89L88 238V240H87V238L84 236H82ZM94 236H93V235ZM107 234V233H106ZM208 234H209V232H205V234L203 235V236H199L198 238H197V240H203L206 236H208ZM254 234V235H253ZM25 235V236H24ZM27 235V236H26ZM40 235V236H39ZM46 235H48L47 237H46ZM61 235V236H60ZM63 235H65L67 238H65V236L63 237ZM74 235V236H73ZM121 235V236H120ZM123 235V236H122ZM135 235V237H138V236H136ZM6 236V237H5ZM18 236H19V238H18ZM36 236H38V237H36ZM43 236V237H42ZM55 236V237H54ZM72 236L73 237H75V238H72ZM91 236V237H90ZM175 235L173 234V232H171L170 230H167V231H165V233H164V237H166L169 241H171V242H173V238H175L174 237ZM214 236V234L213 235H211V239H216V237H213ZM28 237H30V239H29V241H28ZM36 237V238H35ZM41 237V238H40ZM51 237H52V239H51ZM54 237V238H53ZM69 237V238H68ZM76 237H77V240H76ZM102 237V238H101ZM116 237H118L119 238V240H118V238H117V240H116ZM122 237V238H121ZM124 237V238H123ZM9 240H7V239ZM25 238H27V239H25ZM39 238V239H38ZM43 238V239H42ZM45 238H46V240H45ZM47 238H48V241H50L49 243H50V245H49V243L47 242V243H45L46 241H47ZM50 238V239H49ZM56 238V239H55ZM64 238V239H63ZM121 238V239H120ZM126 238V239H125ZM180 238H181V236H180ZM13 239V240H12ZM18 239H21V241L20 240H18ZM38 239V240H37ZM58 239H60V241H58L59 243H60V245L59 244H57L56 243V241L58 240ZM73 239H75V240H73ZM78 239H80V240H78ZM95 241H94V240ZM105 239H106V241H105ZM122 239H125V240H127V242H125L124 240H122ZM176 239V238H175ZM11 240V241H10ZM25 240H26V242L28 241V242H33L34 244L33 245H35V247H38V246H40V247H38V248H46V245H47V248H46V250L45 249H43V250H41L40 249V251H38L37 250V252H39V253H41V254H39V253H37L36 251H35V253L34 254H32V253H29V252H24L23 251V244H21V243H24L25 242ZM30 240H32V241H30ZM35 240H37L38 241V243L36 244V242L37 241H35ZM42 240V241H41ZM55 240V241H54ZM67 240V241H66ZM68 240H69V242H68ZM73 240V241H72ZM84 240V241H83ZM86 240H87V242H90L92 245H90V243H86ZM120 240H122L121 242H119ZM79 241V242H78ZM82 241V242H81ZM124 241V242H123ZM2 242H3V244H2ZM4 242H8L7 243V245L9 246V249L7 248L8 246L6 245V243H4ZM21 242V243H20ZM43 242V243H42ZM52 242H55L54 244H53V246H52ZM63 242H64V244L65 245H68V246H65V252H64V248H63V246H64V244H63ZM71 242V243H70ZM75 242L76 243H78V248H80L79 247V245H81V248H80V250L81 249H83L84 248V246L83 245H85V248L83 249V251H82V254L81 255H79V256H77V252H78V254H80L81 252L80 251H78V248L77 247H75ZM84 242V243H83ZM98 243V245H97V243ZM103 242H105V243H103ZM123 242V243H122ZM40 243V244H39ZM112 243H114V244H112ZM115 243L117 244H119V246L117 245V250L116 249H114V248H116L115 246ZM42 244H44L45 246H43ZM63 246H62V245ZM69 244H70V246H69ZM73 244V245H72ZM97 246V247H95V245ZM110 244V245H109ZM113 246H112V245ZM126 244V245H127ZM229 244V243H228ZM228 244H225V246H227ZM5 246V247H1V246ZM38 245V246H37ZM58 245H59V247H58ZM71 245H72V247L74 246L75 248H77L76 250L74 249V248H72L71 249ZM89 247H88V246ZM100 245V249H99V246ZM108 247H107V246ZM115 245V246H114ZM121 245H123L124 247H126V248H123V246H122V248H123V250H122V248H120V246ZM10 246L12 247V248H10ZM14 246V247H13ZM43 246V247H42ZM76 246H77V244H76ZM110 246H112V248L114 249H111V247ZM17 247L19 248V249H17ZM20 247H21V250H20ZM34 247V246H33ZM50 247H53V249L54 250H56L57 248L59 249V248H61L60 249V251L56 254L55 253V251L52 249V248H50ZM57 247V248H56ZM87 247L88 248H90V250L89 249H87ZM95 247V248H94ZM110 247V248H109ZM6 248V250L4 251V249ZM15 249V251H18V252H15L14 251V249ZM49 248V249H48ZM63 248V249H62ZM93 248H94V250H93ZM48 249V250H47ZM74 249V250H73ZM85 249H86V251H85ZM95 249L98 251V253H99V251H100V254H97V251H95ZM110 250H112V251H114V253L112 252L111 253V255H112V257L111 256H107L106 254L108 253V255H110L109 254V251ZM118 249H120V251H118ZM11 250V251H10ZM13 250V251H12ZM51 252H53L54 251V254H55V256H54V254H52V253H50V251ZM62 250V251H61ZM68 250V251H67ZM89 250V251H88ZM107 250V252L104 254V251H106ZM123 252H122V251ZM19 251L21 252L22 251V253H19ZM67 251V252H66ZM70 251H72V252H70ZM85 251V253L83 254V252ZM89 253H88V252ZM115 251H116V253H115ZM236 251H238V252H236ZM8 252H10L9 253V255H8ZM14 252V253H13ZM44 252L46 253V254H44ZM51 254H49V253ZM62 252H64V253H66V254H62ZM69 252H70V254H69ZM80 252V253H79ZM155 252H157V250H156V247H154L153 246V253H155ZM169 252V251H168ZM167 252V253H168ZM232 252V251H231ZM231 252H223L224 253V258L223 259H221L220 260V264H222L223 262H225V261H228L231 257H232V253ZM6 255H5V254ZM15 254V255H13V254ZM20 255H19V254ZM73 253H75L76 254V256H75V254H73ZM88 253V255L90 256V258L92 257V261H91V263H90V258L88 257V255H86ZM95 253H96V255H95ZM104 255H103V254ZM119 253H120V255H119ZM181 253H183V251H181V249H179V247L178 246H176V248L172 251V256L175 254H181ZM261 253H263V254H261ZM25 254V258H21V257H24L23 255ZM43 254L46 256V257H44L43 256ZM63 256H62V255ZM75 256V258L78 260V262L77 261H75L76 259L73 257V255ZM103 256H105L104 258H103V260H101V256L102 255ZM127 253H125V255H126ZM129 254V253H128ZM127 254V255H128ZM170 254V255H171ZM7 255L9 256V258H7ZM30 255H32L31 257H30ZM40 255L42 256V257H40ZM48 255V256H47ZM85 255V256H84ZM130 255H132V253H130ZM11 256H13L14 257V259H13V257H11ZM29 256V257H28ZM38 256V257H37ZM57 256V258L59 259L60 257H62L61 259H62V261H61V259H59L60 261H57V259L55 260V257ZM70 256L71 257H73V258H70ZM82 256V257H81ZM95 256H97V257H95ZM15 257H16V259H15ZM48 257V258H47ZM64 257V258H63ZM69 258L68 260L66 259L65 260V258ZM79 257H81V258H79ZM100 257V258H99ZM109 257H110V259H109ZM35 258V259H34ZM39 258V259H38ZM46 260H45V259ZM83 258H85V259H88L89 261H87V260H83V261H81ZM96 258V261L94 260ZM108 258V259H107ZM117 258L115 259V260H117ZM124 259L123 260H125L124 262L122 261V263L123 264H125V263H127V257L125 258V256L123 257ZM18 259V260H17ZM25 259H27V260H25ZM33 261H31V260ZM48 259H50L49 261H48ZM54 259V260H53ZM71 259V260H70ZM76 262H74L73 260ZM79 259H80V261H79ZM105 259H107L106 261H104ZM114 259H113V261H114ZM14 260V261H13ZM36 260H37V263H36ZM39 260V261H38ZM42 260V262H40ZM52 260V262H50ZM64 260V261H63ZM231 260H232V258H231ZM11 261H13V262H11ZM53 261H54V263H53ZM57 261V262H56ZM67 261V262H66ZM86 261V262H85ZM113 261H111V262H113ZM11 262V263H10ZM63 262V263H62ZM81 263H79V264H81ZM94 263V264H95ZM121 263V264H122ZM100 264H102V263H100Z\"/></svg>",
    "mask_w": 264,
    "mask_h": 264
},
{
    "label": "bare ground",
    "instance_id": "bare-ground-1",
    "mask_svg": "<svg viewBox=\"0 0 264 264\" xmlns=\"http://www.w3.org/2000/svg\"><path fill=\"white\" fill-rule=\"evenodd\" d=\"M6 1V0H5ZM21 1L22 0H18V3H20L21 5H22V3H21ZM23 1H27V0H23ZM22 1V2H23ZM35 1H37V0H30V2L29 3H34ZM44 1H46V0H44ZM58 1H60V0H47V5L49 6V8L51 9V5L52 6H54L55 4H56V2H58ZM62 1H64L65 2V5H64V3H63V9H65L66 7H67V9H66V11H70V10H72V6H75V4H76V1L77 0H62ZM107 1H109V0H96V2L95 3H97L98 5H100L99 3H101V5L104 3V6H106L105 5V2L107 3ZM129 1V0H128ZM132 1V0H131ZM158 1V0H157ZM156 1V2H157ZM198 1V0H197ZM248 1V0H247ZM249 1H251V0H249ZM248 1V2H249ZM14 2H16V1H14ZM85 2H87V0H85V1H83V3H85ZM134 2V1H133ZM133 2H131L132 4H133ZM136 2V1H135ZM134 2V3H135ZM141 2V1H140ZM155 2V1H154ZM159 3H160V1H158ZM165 2V1H164ZM164 2H162L161 1V3H164ZM246 2V1H245ZM2 3V2H1ZM4 3V2H3ZM2 3V4H3ZM23 3H25V2H23ZM130 3V2H129ZM161 3H160V5H161ZM216 3H217V5L221 8L220 9V11L215 15V17H214V19H213V21H214V25L212 26V28H210L211 30H210V32H212V34L214 33L215 35H216V40H214V41H212V42H209V47H213V46H218V45H222V44H225L226 42H228L231 38H232V31L229 29V25H232V24H234V23H231L232 21V18H233V14H235L236 12H235V10L234 9H237V10H241V8L243 7V5H244V2L242 1V0H216ZM8 4V3H7ZM51 4V5H50ZM137 5H138V3H136ZM136 4H133V5H136ZM188 4H190V1L188 2ZM245 4H247V3H245ZM132 5V6H133ZM12 6V5H11ZM10 6V7H11ZM16 6V5H15ZM97 6V5H96ZM95 6V7H96ZM156 6V5H155ZM14 7V6H13ZM101 7V6H100ZM99 7V8H100ZM1 8H2V6H1ZM9 8V7H8ZM18 8V7H17ZM20 8H22L21 6H20ZM19 8V9H20ZM30 8H32V12H33V10H37L38 9V7L37 6H35V4H33L32 5V7H30ZM48 8V7H47ZM90 9H89V12L88 13H86V14H84V15H93V14H95L96 13V11H95V9L93 8V6H92V4L90 5V7H89ZM97 8V7H96ZM106 8H107V11H105L104 10V12L106 13V14H112L116 9H117V6L116 5H108V6H106ZM105 8V9H106ZM145 8V7H144ZM14 9H16V8H14ZM24 9H26V8H24ZM103 9V8H102ZM126 10H128L127 9V6H126V8H125ZM150 9V8H149ZM152 9H155V7L154 8H152ZM6 10H7V7H6ZM5 10V11H6ZM9 10H13V9H9ZM17 11H18V9H16ZM91 10V11H90ZM97 10V9H96ZM131 10V9H130ZM143 10V8H141L140 10H139V14H140V11H142ZM146 10V9H145ZM0 11H1V9H0ZM86 10H84V12H85ZM103 11V10H102ZM102 11H101V9H100V11H99V13L101 12L102 13ZM147 11H148V9H147ZM20 12L21 13H23V11L20 9ZM45 12V10H42V13H44ZM83 11L78 15V21L79 20H81V18H83L84 16H83V14L82 13H84ZM98 12V11H97ZM17 13V12H16ZM105 13H103V16L102 17H100V18H103L104 16H105ZM143 13H144V10H143ZM146 13V12H145ZM0 14H1V12H0ZM148 14V13H147ZM22 15V14H21ZM96 15V14H95ZM94 15V16H95ZM137 15V14H136ZM1 16V15H0ZM100 16V15H99ZM142 16V15H141ZM5 17V16H4ZM3 17V18H4ZM19 18H20V16H18ZM23 17V16H22ZM56 16H51L50 18H49V21H51V20H53L54 18H55ZM74 16H72V17H68L67 16V14H66V12H65V14L63 15V18H61V21H64V20H68L69 19V22L68 23H70L71 22V19H72V21H75L76 20V17H74ZM96 17V16H95ZM95 17H92V20H96V18ZM137 16H135V18H136ZM139 17H140V15H139ZM139 17H137V18H139ZM145 19H146V14H145ZM240 17V16H239ZM17 18V17H16ZM87 18V17H86ZM99 18V17H98ZM134 18V19H135ZM136 18V19H137ZM242 18V17H241ZM22 19V18H21ZM143 17L142 18H140V20H142V21H140L139 19H137V21L139 20V22H136L137 23V25H135L133 28H131V25H133L132 23L134 22V20L131 22H129V24H127V26L125 27L126 29L125 30H122L123 28H121V26H120V30L118 29V28H115V26H110L109 28L111 29H116V31H111L112 33H110L109 34V36L108 37H110V38H108L106 41H105V44L104 45H102L103 44V40L101 41V40H99V42H98V45H97V51H99V54L98 55H96L95 56V58L94 59H92L91 60V58H89L90 57V55H91V52H88L87 51V49L88 48H90L91 46H93L95 43H97V41H98V39L100 38V34L103 32V30L105 31L106 29H104V28H99V29H97V30H99L95 35H93V34H84L83 32H79L80 30H75V32L71 35V33H67L66 34V36H68L69 37V42L67 43V44H63V46H64V48H65V50L67 49V47L69 48V49H71V51L69 50V49H67V51H70L69 52V54L76 48V45L74 46V44L76 43H74V41H75V39H77L76 41H78V39H84V38H82L83 36H85V41L84 40H82V42H80L79 41V46H78V48L79 49H77V52L76 53H74L72 56H67V60H68V62H70L71 60H73V62H74V59H76L78 56H80V55H83L84 54V56H85V59H82L84 62H86L87 60H89L88 62H86V63H88V64H85V65H83V66H80V65H78V63L77 64H69V66L67 67L66 66V68H64L65 69V71H63V73H62V71H61V73H58V71L56 72V73H53V74H56L55 76H57V80L60 78V76H61V78H62V80H66V82H68V80H69V78H71V76H72V74L75 72V70H77V71H79L78 73H80V74H84L85 73V71L87 72H91L92 70V68L94 67V68H96V69H98L97 71H98V73L97 74H99L100 72L102 73V75H103V71H101V67L100 68H97L96 66L97 65H94L92 68H91V65L89 66V64L91 63V62H93L94 60H96L97 61V63L96 64H98V66H100V65H102L103 66V64H105L106 63V61H107V63L110 61V60H114V59H118L116 62H117V66H114L115 67V72H113L112 71V69L110 68V67H108V65L109 66H111L112 64H115V63H110V64H108L107 65V67L109 68V69H111V71H112V73H113V76L111 77L110 75V78L109 79H111V81H115L113 78H118L120 81L119 82H121L122 83V85L124 86V88H123V90L121 89L122 87H120L119 85H117L118 83V79H117V82L115 81V87H114V89H112L113 91L115 90V92L113 93L112 91H108L107 90V92H100L99 91V89H98V93L100 92V94H98V95H92V96H90L89 98H87L85 101H82V103L80 104V107H79V110H83V109H85V108H87L86 106L92 101V102H95L94 100H102L103 98H105L106 97V95H107V93H108V95L112 92L114 95L115 94H118V92H122V91H124V93L123 94H118L119 96H124V94L126 95V96H124V97H120V99H123V101L121 100V104L124 102V103H127V104H129V101L131 100V98H132V93H133V91H135V92H137V95L140 97V98H144V97H146V93L147 92H149V91H152V92H156L157 91V88H154V87H149V88H146V89H144V90H142V87H144V85H143V83L145 82V80H143V76H144V74L145 73H147V72H143V73H141L142 72V69H143V67H145L146 66V64L145 65H143V63H142V66H140L139 65V61H140V57L138 58L137 57V59H135V58H133V51L134 50H136V49H138V47L140 46V44H142V48L143 49H145V48H147L146 46H145V44H149V42L150 41H154V39L156 38V40L155 41H157L158 40V36L159 35H161L162 33H161V31L162 30H160V28H162L161 26V24H162V22H161V24L158 26V25H154L155 24V22L154 23H152L151 25H148L147 24V26H142L141 24H144L145 23V21H143ZM144 19V20H145ZM240 19V18H239ZM243 19V18H242ZM16 20H18V18L16 19ZM23 20H25V17L23 18ZM23 20H20V22H22ZM86 20V19H85ZM84 20V21H85ZM98 20V19H97ZM178 20H176V22H177ZM240 21H241V19H240ZM52 22V21H51ZM99 22V21H98ZM160 22V21H159ZM159 22H157V24L159 23ZM175 22V21H174ZM174 22H172L167 28H168V32L169 33H167L166 31H164L165 33H167V34H165V35H162V36H160L161 37V39H162V37L164 38V36L165 37H169L170 38V42H172L173 40H171V38L175 35V36H178V38H176V39H178V40H181V39H187V37L186 38H184V36L182 37V32H181V37H180V33H178L177 34V32H178V30L175 28V25H174ZM180 22V21H179ZM135 23V22H134ZM135 23V24H136ZM178 24V23H177ZM182 24V23H181ZM180 24V25H181ZM236 24H237V22H236ZM235 24V25H236ZM252 24V23H251ZM84 25V24H83ZM82 25V26H83ZM91 25V24H90ZM90 25H84V26H90ZM94 25V24H93ZM140 25H141V29L142 30H140V29H138V28H140ZM179 25V26H180ZM256 25L257 26H264V23L263 22H261V23H254V25L252 24V25H249L248 27H243V28H245V30L247 29V28H249L250 29V32L252 31V33H253V31H254V29L256 30ZM139 26V27H138ZM155 26H158L159 28H157V27H155ZM64 27V25H62V27L61 28H58L57 30H58V32H63L64 30L62 29ZM93 27V26H92ZM95 27H98V25L97 26H95ZM166 27V26H165ZM170 27V28H169ZM178 27V26H177ZM27 27H25V31H30V30H27L26 29ZM30 28V27H29ZM84 28V27H83ZM82 28V29H83ZM89 28H91V26L89 27ZM128 28H130V29H128ZM175 28V29H174ZM183 28V27H182ZM186 28V27H185ZM188 28V27H187ZM242 28V29H243ZM143 29H145V30H143ZM163 29V28H162ZM84 30V29H83ZM94 30V29H93ZM127 30H129L130 32H131V34H129L128 33V31ZM148 30V31H147ZM155 30H159V32H158V34L156 35V37L155 36H152V31H155ZM163 30H165V29H163ZM184 30V29H183ZM189 30V29H188ZM188 30H186V31H188ZM32 31V30H31ZM87 31V30H86ZM127 31V32H126ZM146 31H147V33H146ZM182 31V30H181ZM90 32V31H89ZM125 32H126V34H128V35H125ZM163 32V33H164ZM185 33V32H184ZM188 33V32H187ZM70 34V35H69ZM75 34H77V36H75ZM185 35V34H184ZM25 36V35H24ZM26 38L28 39V37H29V33H26ZM92 36H94L95 38H96V40H95V42H93L92 44H89V45H86V46H84V47H81L80 45L81 44H83L84 42H86V40L88 39V38H90V37H92ZM125 36L127 37V38H125ZM208 36H209V33H208V35H207V38H208ZM20 36H17V38H16V40H15V44H17V43H19L20 42V44L22 43V42H24L23 40L21 41V38L23 37H21L20 39H18ZM206 38V39H207ZM222 39H224V40H222ZM66 40V39H65ZM136 40V41H135ZM165 40V39H164ZM175 40V39H174ZM61 41V40H60ZM134 41H135V43H134ZM154 41V42H155ZM159 41V40H158ZM157 41V42H158ZM53 42V41H52ZM55 42H59L58 40L56 41V39H55ZM151 42V43H152ZM157 42H156V44H157ZM163 44H164V42L163 41H161ZM177 42V41H176ZM263 42V41H262ZM261 42V44L260 45H258V47H260L261 46V48H264V43H262ZM51 43V42H50ZM60 43V42H59ZM58 43V44H59ZM62 43H63V41H62ZM61 43V44H62ZM160 43V42H159ZM158 43V44H159ZM162 43H161V45H162ZM54 44V43H53ZM58 44H57V46H58ZM155 44V45H156ZM157 44V45H158ZM51 45V44H50ZM50 45H48L47 46V48H49V46ZM154 45V44H153ZM156 45V46H157ZM57 46H55L56 48H55V50H57L56 51V55L55 56H57V54L59 53L60 54V51L62 52V50H58L57 49ZM60 46V45H59ZM58 46V48H60ZM151 46H152V44H151ZM158 46H160V45H158ZM54 46H52L51 45V48H53ZM63 48V49H64ZM62 49V48H61ZM149 49V48H148ZM157 49V48H156ZM158 49H159V47H158ZM45 50H47L46 48L44 49V51ZM55 50H54V52H55ZM140 50H142V49H140ZM150 50V49H149ZM50 51H51V49H50ZM137 51V54H138V50H136ZM145 51H146V49H145ZM144 51V52H145ZM155 51H157V50H155ZM160 51V50H159ZM21 52L24 54V49H21ZM46 52V51H45ZM44 52V53H45ZM48 52H49V50H48ZM65 52V51H64ZM125 52H126V54H125ZM131 54V56L128 54ZM264 52V51H263ZM43 53V54H44ZM134 53H136V52H134ZM147 53V52H146ZM146 53L144 54L143 53V55H146ZM156 53V52H155ZM154 53V54H155ZM66 53H64V55H65ZM122 54H124V55H122ZM140 54V53H139ZM141 54H142V52H141ZM140 54V55H141ZM158 54V53H157ZM226 54V53H225ZM39 55V54H38ZM45 55V54H44ZM50 55H51V57L53 56L54 57V55H53V52H51L50 53ZM149 55H151V52H150V54ZM264 55V54H263ZM42 56V58H44V60H46L45 61V63H44V66L47 64V66H46V68L44 67L43 68V70L45 69L46 71H47V69L50 67V68H53L54 69V67H52V66H50L52 63H53V61L54 60H51L50 58V56H49V54H48V56L50 57L49 59H45L46 57L48 58V56L46 55L45 57L43 56V55H41ZM135 56V55H134ZM148 56V55H147ZM146 56V57H147ZM40 57V56H39ZM52 57V58H53ZM96 57H98V58H96ZM101 57V58H100ZM126 57H129V58H126ZM149 57V56H148ZM173 57H174V55H169V59H170V61H172V59H173ZM199 57H200V55L198 56V55H195L192 59H190V61L189 60H186V61H183V63H181L182 64V68H181V70L177 73V75H176V77H175V79H174V83H173V87H168V89H169V91H168V94L166 95V96H163V97H160L158 100H160V101H163V103H164V101L166 100H168L167 102L168 103H170V100L172 99V98H174V94H176V96H177V94L178 93H182V92H184V94H185V98H186V101L187 102H189L188 100L190 99V98H194L195 99V102H196V104H195V109L193 110L194 112H189L187 115H185V117L183 118V114H182V116H180L181 117V119H182V121H180V123H178V120L177 121H174V122H170V120H168L170 123H168L169 124V126H166V122H165V124L163 125V126H161L160 128H159V131H162V129H165L166 130V128L168 127V128H170V130L171 131H173V129H174V127H176L175 128V131L176 132H178L177 130L182 126V127H186V125L188 124V123H190L191 121H193L194 120V122H195V120H197L195 123V128H194V130L191 132L190 131V133H185V135H183L185 138L186 137H188L189 135L192 137V135L193 134H198V133H201V136H203V137H205V138H210L211 136H213V134L215 133V132H217V131H219V129H218V126L219 125H214V123H215V121L219 118V119H223V120H225V121H227L228 122V120H230V118H228V113L226 112V110H228L227 109V107H226V103L224 102V100H227L228 99V97L226 96H224L226 93H224L225 91H227L226 89H222V92H223V94L221 95V97L222 98H216V93H218V89L219 88H221L220 86H222V84H224L225 82H223L222 84H218V80L216 79L215 81V84H216V88H214V89H211V88H206V87H204L203 89L201 88V86H202V84H203V82H204V76L205 75H207L208 73H210V71H208V70H205V68H202L203 66H201L202 65V63L204 62V61H200L199 60ZM219 57H222V56H219ZM38 58V57H37ZM62 58V57H61ZM152 58V57H151ZM151 58H149V59H151ZM40 59V58H39ZM132 59H134V61L132 60ZM148 59V58H147ZM146 59V60H147ZM216 59V58H215ZM64 60V59H63ZM66 60V59H65ZM64 60V61H65ZM66 60V61H67ZM81 60V59H80ZM82 60H81V62H82ZM142 60V59H141ZM39 61H42L41 63H43V59L42 60H39ZM38 61V62H39ZM115 61V60H114ZM131 61H133V62H131ZM149 61V60H148ZM148 61H146V62H148ZM59 62H61V59H60V61H59V59H58V61H54V66H57L58 64H60ZM77 62H79V61H77ZM104 62V63H103ZM145 62V61H144ZM80 63V62H79ZM106 63V64H107ZM151 62H149V64H150ZM94 64V63H93ZM92 64V65H93ZM149 64H147V65H149ZM62 65V64H61ZM72 65V67H70ZM58 66H60V65H58ZM90 68H89V67ZM106 66V65H105ZM129 66H134L133 68L134 69H136V71H138L137 73L138 74H134V73H132L131 75H135L137 78H138V76L139 75H143L142 77H141V80H138L139 81V85H138V87L137 88H131V85L132 84H135L134 83V81H132L131 80V78L129 77V83L126 85V88H125V84H126V76H129L128 75V73H125V72H127V71H129L128 69H127V67H129ZM224 66V64H220L219 65V68H221L222 69V67ZM12 67V66H11ZM104 67V66H103ZM114 67H112V68H114ZM252 67H254L253 65H252V62H250L248 65H247V67H246V69H244L245 70V72L249 69V68H252ZM56 69H57V67H55ZM131 70H132V68L131 67H129ZM52 69V70H53ZM58 69H59V67H58ZM89 69H90V71H89ZM99 69H100V72H99ZM108 69V70H109ZM117 69V70H116ZM52 70L50 71V72H52ZM103 70H105V68L103 69ZM107 69H106V71L107 72H111V71H108ZM127 70V71H126ZM130 70V71H131ZM55 71V70H54ZM241 71V70H240ZM96 72V71H95ZM133 72H135V71H133ZM76 73V72H75ZM77 73V74H78ZM91 73H93V72H91ZM100 73V74H101ZM124 73L125 74H127V75H124ZM136 73V72H135ZM88 74H90V73H88ZM95 74V73H94ZM93 74V75H94ZM97 74H96V77H97ZM241 74H242V72H241ZM240 74V75H241ZM40 75V74H39ZM85 75V74H84ZM90 75H92V74H90ZM101 75V76H102ZM106 74H104L103 76L104 77H107V76H105ZM0 76H1V78H3V79H10V80H8V83H9V81H10V83L8 84L7 82H6V84H4V85H9L6 89H8V93H7V95H8V97H9V95H11L12 97L14 96H17V97H19L20 98V104H19V108L17 109L18 111H20V116L19 117H17V118H13V120L11 121L10 119H6V121H4L1 125H4V126H0V148H2L3 149V153H5L6 151H8V150H10L11 148H12V146L14 145V146H16L17 144H19V142L22 140L21 138H17L16 140H15V136H11V137H9L8 138V140H4L3 139V136L5 135V131L7 130V129H9V128H18V125H20L21 126V129H23L24 130V128H25V126L26 125H28V123H26V120H27V118L31 115V113H32V111L34 110L33 109V107H34V105H36L38 102H39V99H41V97H43L44 96V91H45V89H46V87H45V85L43 84V83H38V84H36V82H34V84H33V87H32V83H33V81L32 80H30V79H28V81H27V77L25 76V75H23V74H21L20 72H14L12 69H10V68H8V69H4V70H2L1 72H0ZM63 76H64V78H63ZM88 76V78H89V75H87L86 74V76L85 77H87ZM102 76V77H103ZM237 76H239V75H236L235 77H237ZM84 76L82 75V77L81 78H83ZM210 77H212V75H210ZM251 77H252V79H255V76L252 74L251 75ZM79 78V77H78ZM92 78V77H91ZM98 78H100V76L98 75ZM128 78V77H127ZM133 78V77H132ZM140 78V77H139ZM138 78V79H139ZM234 78V77H233ZM23 80V82H24V85H25V89L24 90H20V89H16V86H17V82L19 81V80ZM90 79V78H89ZM184 79H186V83H184ZM79 80V79H78ZM83 80H84V78H83ZM201 80V81H200ZM4 81V80H3ZM92 81H94V82H96L97 81V78H96V81L95 80H91V82ZM98 81H100L99 79H98ZM131 81V82H130ZM79 82H80V80H79ZM88 82V81H87ZM101 82V81H100ZM105 82V81H104ZM108 82H110L109 80L108 81H106V83H108ZM5 83V82H4ZM102 83V82H101ZM248 83L250 84V81H248ZM3 84V83H2ZM35 84H36V88H35ZM85 84V83H84ZM98 84V83H97ZM100 84V83H99ZM105 84V83H104ZM103 83H102V86H98V87H102V89H103V91H104V85ZM82 87H81V89H79V90H83V89H85L86 88V85H82V84H80ZM79 85V86H80ZM94 85H96V84H93L92 86L93 87H95ZM2 86V85H1ZM0 86V87H1ZM85 86V87H84ZM88 86V85H87ZM92 86H90V88L92 87ZM96 86V87H97ZM3 87V86H2ZM5 87V86H4ZM84 87V88H83ZM97 87V88H98ZM5 89V88H4ZM102 89H100V90H102ZM120 89L122 90V91H120ZM92 90V89H91ZM91 90H90V92H91ZM96 90V88L94 89V90H92V91H95ZM106 90V89H105ZM126 90V91H125ZM204 90H206V91H204ZM1 91V90H0ZM97 91V90H96ZM95 91V92H96ZM81 93H82V91H81ZM84 93V92H83ZM92 93V92H91ZM203 93H207V95H208V97L206 98V101H204L203 102V100H200V97H201V95L203 94ZM94 94V93H93ZM112 94V95H113ZM183 94V95H184ZM19 95H21V97L19 96ZM23 95V96H22ZM111 95V94H110ZM108 96V97H110L111 98V96ZM113 95V96H114ZM112 96V97H113ZM116 96V95H115ZM119 96H116V98L117 97H119ZM224 96V97H223ZM5 97V96H4ZM16 97V98H17ZM178 97V96H177ZM180 97V96H179ZM182 97V96H181ZM230 97H232V96H230ZM84 98H86L85 97V93H84ZM183 98V97H182ZM6 99V98H5ZM4 99V100H5ZM105 99H107V97L105 98ZM112 99V98H111ZM115 99V98H114ZM211 100L210 102V104H208L209 106H208V109H205L206 111H204L206 114H208V115H210V114H212V112H214V114H215V119H212V120H205L204 118L203 119H200L199 118V112H197V110L198 109H200L201 107H199L200 106V104L202 105V107L203 106H205L206 105V103H207V101L208 100ZM9 100V99H8ZM11 101L12 100H15V98L14 99H10ZM108 100V99H107ZM107 100H105V102H106V104L108 103L109 104V102L107 101ZM110 100V99H109ZM113 100V99H112ZM112 100H110V101H112ZM116 100V99H115ZM117 100H118V98H117ZM116 100V101H117ZM174 100H176V99H173V101ZM17 101V100H16ZM104 101V99L101 101V102H103ZM114 101V100H113ZM120 101V100H119ZM182 101V100H181ZM180 101V102H181ZM216 101H222L223 103H221V104H217V102ZM98 103H100L99 101H97ZM97 102H95V103H97ZM115 102V101H114ZM118 102V101H117ZM166 102V103H167ZM176 102V101H175ZM194 102V103H195ZM6 103V102H5ZM12 103H13V101H12ZM17 103V102H16ZM49 103V102H48ZM110 103H112V106H113V102H110ZM116 103V102H115ZM118 103H120V102H118ZM150 103V102H149ZM183 103V102H182ZM199 103V104H198ZM4 104V103H3ZM3 104L1 105L2 107H3ZM9 104H10V102H9ZM93 104V103H92ZM103 105H105L104 104V102L102 103ZM139 101L138 100H135V102L133 103V104H130V110H124V111H127V114L126 115H123V117L121 118V116H120V120L119 121H117V123L116 122H112L111 123V119L110 118H113L114 116H113V114L116 116V114L118 115H120V113L121 112H119V113H117L119 110H116V114H115V110L113 111L112 109H111V107H110V110H111V112L113 111L114 113H110V112H108V110H107V107L108 106H106L105 108H106V110H107V113H106V115L108 114L109 116H108V119H107V117H106V119L108 120V125H109V127L110 126H112L113 125V128L114 127H116V128H119V131L118 132H120V129H121V127L123 128V126H124V130H126L123 134H128L127 132H128V130H130V132H129V136H131V135H133V134H136V136H138L139 135V133H141L142 132V134L143 133H145V132H143L142 131V128H141V122H137V119L139 118V116L141 117V112H139V110H138V108H139ZM151 104V103H150ZM179 104V103H178ZM189 104H191V102H189ZM217 104V105H216ZM18 105V104H17ZM48 105V104H47ZM47 105L44 103V104H42V105H39V110L40 111H42V110H44L46 107H47ZM95 105V104H94ZM97 105V104H96ZM125 105V104H124ZM177 105V104H176ZM181 105V104H180ZM183 105V104H182ZM211 105H214L215 107L214 108H211L210 109V106ZM8 106H10V105H8ZM15 106V105H14ZM98 106V105H97ZM110 106H111V104H110ZM123 106V105H122ZM162 106V105H161ZM167 106H168V104H167ZM11 107V106H10ZM119 107H121V106H119ZM127 107H129V106H127ZM149 107L151 108V105H149ZM164 107V106H163ZM162 107V108H163ZM169 107H171V106H168V108ZM180 107V106H179ZM186 107V104H185V106L183 107L184 109H187V107ZM192 107V106H191ZM193 107V108H194ZM7 107H5V109H6ZM17 108V107H16ZM102 108V107H101ZM100 108V109H101ZM121 108H126L125 106H123V107H121ZM120 108V109H121ZM162 108L160 109V110H162ZM165 108H167V107H165ZM167 108V110H169ZM1 109V108H0ZM3 109V108H2ZM4 109V110H5ZM11 110H13L12 108H10ZM91 109V108H90ZM99 109V107L97 108V110ZM99 109V111H101ZM109 109V108H108ZM117 109V108H116ZM182 109V108H181ZM190 111H192V108L190 109V107L188 108ZM225 111V113H223L224 111ZM8 110V109H7ZM67 110V107H65L64 109H63V111H66ZM88 110V108L86 109V111H85V113L86 112H91L92 110H90V111H87ZM93 110H96V109H93ZM105 110V109H104ZM105 110V111H106ZM152 110V109H151ZM153 110H155L154 108H153ZM166 110V111H167ZM172 111H173V109H171ZM221 110V111H220ZM1 111V110H0ZM10 111V110H9ZM56 111H57V109H56ZM62 111V112H63ZM98 111V112H99ZM121 111H122V109H121ZM124 111H122V113H124ZM157 111V110H156ZM163 111H165V110H162V114L164 115L165 114V112L163 113ZM178 111V110H177ZM181 111H183V110H181ZM181 111H178V112H181ZM2 112V111H1ZM0 112V113H1ZM13 112H15V111H13ZM13 112H11V113H13ZM58 112V111H57ZM95 112V111H94ZM104 112V111H103ZM155 112V111H154ZM167 112H169V111H167ZM171 112V111H170ZM185 112V111H184ZM18 113V112H17ZM64 113V112H63ZM84 113V114H85ZM96 114H97V111L95 112ZM143 113H145V112H143ZM153 113V112H152ZM176 113V112H175ZM187 113V112H186ZM185 113V114H186ZM43 114V113H42ZM90 114V113H89ZM93 114V113H92ZM92 114H91V116H89V117H86V116H84V120H83V122H84V124L85 123H89V120H93L94 118H95V116H96V114H93V116H92ZM101 114L102 113H100L99 115L101 116ZM125 114V113H124ZM155 115L157 114V112L156 113H154ZM162 114H159V112H158V115H162ZM168 114V113H167ZM167 114H165L166 116H165V119L167 118ZM171 115H172V112L170 113ZM57 115V114H56ZM79 115H81V113H79ZM86 115V114H85ZM119 115H118V119H119ZM143 115V114H142ZM155 115H153V114H150V115H148V116H146V113H145V116L146 117H149V119L148 120H150V119H152V118H154V117H156ZM162 115V117L164 118V116ZM246 116V115H245ZM4 117H5V114H4ZM51 117V116H50ZM49 117V118H50ZM79 117V116H78ZM94 117V118H93ZM161 117V118H162ZM169 117V116H168ZM208 117V119L210 118L209 116H207ZM231 117V116H230ZM244 117V116H243ZM251 118H252V116H250ZM33 118V117H32ZM104 118V117H103ZM158 117H156L154 120H153V122H157V125L158 126H160L161 124H158V120L159 119H157ZM162 118V120H164ZM170 118V117H169ZM175 118V117H174ZM173 118V119H174ZM179 118V117H178ZM20 119V120H19ZM68 119V118H67ZM97 119V118H96ZM176 119V118H175ZM211 119V118H210ZM247 119H249V118H247ZM44 120V119H43ZM82 120H81V122H82ZM97 120H99V119H97ZM115 119H112V121H114ZM146 120V119H145ZM148 120L146 121L147 123H148ZM167 120V119H166ZM171 120H172V118H171ZM205 120V123L204 124H202V121H204ZM37 121H38V118H37ZM140 121H142V119L140 120ZM167 121V122H168ZM173 121V120H172ZM18 122V123H17ZM39 122H41V121H39ZM78 122V121H77ZM94 122V121H93ZM100 122V121H99ZM102 122H104V121H102ZM107 122V121H106ZM160 122H161V120H160ZM159 122V123H160ZM164 122V121H163ZM230 122V124L228 123L227 125L228 126H223V130L225 131L226 129H229L228 127H230V125L232 124V126L230 127V129L228 130V133H223L222 135L223 136H225L226 138L228 137L229 139H230V135H231V133L235 130V128H237L238 127V125H237V127H236V123H234L232 120L231 121H229ZM26 123V124H25ZM30 123V122H29ZM37 123V122H36ZM48 124L50 123L49 121L47 122ZM76 123V122H75ZM79 123V122H78ZM98 123V122H97ZM96 123V124H97ZM101 123V122H100ZM100 123H98V124H100ZM105 123V122H104ZM115 123V124H114ZM150 123V122H149ZM238 123H240V122H238ZM242 124H243V121L241 122ZM39 124V123H38ZM68 124V126L69 127H71V125H73L72 124V121L71 122H69V123H67ZM66 124V125H67ZM77 124V123H76ZM82 124V123H81ZM83 124V125H84ZM90 124H93V123H90ZM97 124V125H98ZM120 124H123L122 126H120ZM32 125H34V124H32ZM51 125V124H50ZM75 125V124H74ZM87 125H89V124H87ZM94 125H95V122H94ZM105 125L106 126H108L106 123H105ZM153 125V124H152ZM151 125V126H152ZM154 125H155V123H154ZM244 125V124H243ZM29 126V125H28ZM96 126V125H95ZM104 125L102 124V127H103ZM120 126V127H119ZM145 125H143V127H144ZM52 127V126H51ZM83 127V126H82ZM85 127V126H84ZM87 127H89V126H87ZM86 127V128H87ZM92 127H94V126H92ZM101 127V126H100ZM101 127V128H102ZM105 127V126H104ZM155 127V126H154ZM220 127H222L221 125H220ZM77 128V127H76ZM79 128H80V125H79ZM100 128V129H101ZM153 128V127H152ZM162 128V129H161ZM184 128H182V130H184ZM48 129V128H47ZM89 129H91V128H89ZM93 129V128H92ZM98 129V128H97ZM193 129V128H192ZM43 130H44V128H43ZM78 130V129H77ZM76 130V131H77ZM85 130V129H84ZM114 130L116 131V129L114 128ZM168 130V129H167ZM166 130V132H169V131H167ZM237 130V129H236ZM80 131H83V129H81ZM79 131V132H80ZM92 131V130H91ZM91 131H90V133H91ZM100 131H103V130H100ZM100 131H97L99 134L101 133ZM112 132V136L110 137V139H108L109 140V143H106V144H110L111 145V147H114L115 145H118L117 143H120L119 141H121V139H120V137H118L117 135H119L120 136V134H115L116 132ZM59 132V131H58ZM75 132V131H74ZM85 132V131H84ZM84 132H82V133H84ZM96 132V131H95ZM109 132V131H108ZM111 132V131H110ZM109 132V133H110ZM123 132V131H122ZM184 132H186V131H184ZM237 132V131H236ZM68 133V132H67ZM78 133V132H77ZM81 133V134H82ZM86 133V132H85ZM84 133V134H85ZM87 133H88V130H87ZM89 133V134H90ZM92 133H94V130L92 131ZM91 133V134H92ZM107 133V132H106ZM106 133L104 134V137L105 138H108V137H106ZM152 133V132H151ZM160 133H162V132H160ZM159 133V134H160ZM183 133V132H182ZM16 134V133H15ZM38 134V131L37 130H35L34 132H33V136L32 137H30V138H34L36 135ZM71 134V133H70ZM79 134V133H78ZM78 134H75L74 136H77ZM90 134V135H91ZM97 134V133H96ZM96 134L94 133V136H96ZM102 134V133H101ZM111 134V133H110ZM122 134V135H123ZM148 134H150V133H148ZM164 134H165V136L167 135L168 136V134H166L165 133V131H164ZM107 135H108V133H107ZM121 135V136H122ZM141 135V134H140ZM145 135H146V133H145ZM158 135V134H157ZM163 135V134H162ZM255 135H257V133H254V134H252V138L254 139V136ZM70 136V135H69ZM93 136V134L91 135V137H94ZM142 136V135H141ZM140 136V137H141ZM151 136V135H150ZM201 136H199L198 137V139L196 138V137H192L191 139V144L188 146V150L186 151V152H188L189 154H198V153H200V152H202L203 151V149L201 148V149H199V145L201 144L200 142H203L202 140H203V138L202 139H200L201 138ZM55 137V136H54ZM53 137V138H54ZM64 137V136H63ZM68 137V136H67ZM78 137H80V136H78ZM83 137V136H82ZM84 137H89V135L87 134V136H84ZM84 137H83V139H84ZM97 137V136H96ZM134 137H135V135H134ZM139 137V136H138ZM145 138H147V136H144ZM222 137V136H221ZM29 138V137H28ZM37 138V137H36ZM41 138V137H40ZM45 138V137H44ZM75 138V137H74ZM90 138V137H89ZM99 138V137H98ZM127 138V137H126ZM129 138V137H128ZM143 138V137H142ZM144 138V139H145ZM151 138L153 139V141L151 142V145H149V146H147L146 144V140H144L143 139V141L142 142H140V143H143V144H145L146 146V148L145 149H142V150H140V152H139V150H136V147L135 148H131L132 150H133V154H132V156H131V158L130 159H126V161L124 162V161H122V159L120 160V161H116L117 162V165H112V167L111 166H109V169H108V167H107V170L106 169H104V170H106L105 172H104V174H103V176L104 175H110L111 173H113L112 174V177L111 176H106V179L104 178V181H105V183L106 182H109V188H106L105 189V193H103L102 195H104V196H101V197H103V198H101V197H99L100 199H102L101 201H103V202H100V203H98L99 205H101L100 206V208H101V210L104 212H106V213H109L110 215H105L106 216V219L104 218L105 216H102L103 214H105V212L103 213V214H101V217H103L105 220H102V222L100 221L101 220V218H99V223H100V225L99 224H97V226H98V230L96 229V228H94L95 230H97V234H95V236L97 235V241H99L100 240V238H98L99 236L98 235H100V234H103V237L104 238H107V236H109L108 234H110V232L108 231V230H110V226H113L114 227V224L112 223L113 222V219H115V220H117V221H119V223L121 224V226L120 227H125L124 228V230H125V235H126V237H128V239H130L129 240V243L127 244V243H123L124 241L125 242H127V240H125V239H122V240H124L122 243L123 244H125V246L126 247H128L127 249H124V250H126L125 252H123L122 250H123V248H126V247H124L123 245H121L120 246V248H122V246H123V248H122V252H123V255L125 256V258L127 259V263H125V264H220V260L221 259H223L224 258V253L223 252H231L232 253V260H231V258L228 260V261H225V262H223L222 264H231V263H239V261L240 260H242V255L240 256V253H235V246H232V244H231V242H230V239H233L232 237H231V235H228L227 233H224L223 235H217V228H218V224H217V222H215V221H213V226H212V228L211 229H207V225H206V222H208V221H210L211 219H210V217H207L206 216V212L207 211H204L205 209V207H206V205H204V207L201 209V213H202V215L201 216H197V215H194V219L193 220H191L188 224H184L183 223V226H181V227H177V228H180V230L179 229H177L176 227H174V224H176V222L178 221V216L180 215V213H182V212H185L186 210H188L187 212H190L189 214H191V215H193L194 213H195V210H191V209H195L196 207H198L199 206V200H190V201H188V203H187V206L186 207H183V209L182 210H179L178 211V208H181L183 205H184V203H185V201L186 200H184V202L182 201V199H179V200H177L178 202H176L177 204V206H178V208L176 209V208H172V209H169V208H171V207H166V208H164V210H160V211H158V209H157V211L158 212H160V213H162V216H161V219H160V221H162V222H158V223H156V224H148L149 222V220L150 219H152V217H149V219L148 220H145L148 216H152V215H154V213H156L157 211L155 210V211H153V209H152V212L149 214V215H147L146 213H145V210L147 209V207H148V205L147 206H144V202L146 203V201H149V199L151 198V194H152V192H154V191H156L157 189H159L160 187H162V184L166 181V179L168 178V177H170V176H176V175H178V177L181 179L180 181H179V186L183 189V188H186V187H188V186H190L191 185V181L190 182H186V180L185 179H188V178H186L185 177V175H188V171L190 170V167H188L187 165L188 164H190L189 162V160L188 159H186V160H184V159H180V158H178L176 155L178 154V153H176V155H171L170 157H169V159L167 160V162L164 164V165H161V166H158L157 168H154V166H152V168H150V169H142L138 174H136L135 172L139 169V168H142V165L143 164H145V163H149V165L150 164H152V163H154V164H156L157 162H158V160L159 159H161L162 157H163V154H162V149L165 147V143H166V137H164L163 138V140L165 141V143L160 147V145L158 146V145H156L157 143H159L160 141H159V135L158 136H154V135H152L151 136ZM148 139L147 141L149 142V140L151 141L152 139ZM162 138V137H161ZM223 138V137H222ZM221 138V139H222ZM225 138V139H226ZM72 139V138H71ZM88 139V138H87ZM91 139V138H90ZM100 139V138H99ZM102 139H103V134H102ZM135 139V138H134ZM140 139V138H139ZM139 139H137V140H139ZM41 140V139H40ZM54 140V139H53ZM73 140V139H72ZM77 140V139H76ZM84 140H86V138L84 139ZM98 140V139H97ZM104 140V139H103ZM207 140V139H206ZM227 140V139H226ZM6 141H9V143L10 144H7L6 143ZM37 141H39V139L37 140ZM52 140H50V142H51ZM107 140H105V142H106ZM135 141V140H134ZM220 141V140H219ZM222 141V140H221ZM225 141V140H224ZM12 142V143H11ZM49 142V141H48ZM71 142V141H70ZM83 142V141H82ZM85 142V141H84ZM93 142V141H92ZM99 142V144L100 143H102L101 142V139L98 141ZM97 142V143H98ZM104 142V141H103ZM104 142V143H105ZM126 142V141H125ZM130 141L128 140V143H129ZM137 142V141H136ZM139 142V141H138ZM171 142H173L172 140H171ZM205 142V141H204ZM217 142V141H216ZM38 144H40V142H37ZM74 141H73V144H72V146L74 145ZM77 143V142H76ZM79 143H81V142H79ZM91 143V142H90ZM96 143V142H95ZM139 143V144H140ZM13 144V145H12ZM52 144H54V142L52 143ZM64 144H66V143H64ZM99 144H97V145H99ZM106 144H102L103 145V147L101 146V148L100 149H102V148H104V150L106 151V149H109V147L108 148H106ZM121 144V143H120ZM126 144V143H125ZM142 144V145H143ZM203 144V143H202ZM205 144H207V143H205ZM214 144V143H213ZM45 145V144H44ZM56 145V144H55ZM58 146L59 145H61V144H57ZM78 146H79V144H77ZM132 145V144H131ZM209 145L210 144H208L207 145V147H209ZM13 146V147H14ZM70 146V145H69ZM68 146V147H69ZM75 147H76V144L74 145ZM85 146V145H84ZM83 146V147H84ZM100 146V145H99ZM119 146V145H118ZM139 146V145H138ZM182 144H181V142H179L178 143V147H177V149L174 151V152H178L179 150H181V148H182ZM41 147H42V144H41ZM55 147V146H54ZM66 148H67V146H65ZM93 147V146H92ZM94 147H95V145H94ZM153 147V148H152ZM157 148V154L156 155H153V151H154V148ZM205 148H206V146H204ZM60 148L61 147H59V148H57V149H59L60 150ZM70 148V147H69ZM69 148H68V150H69ZM72 148V147H71ZM81 148V147H80ZM87 149H88V147H86ZM96 148V147H95ZM106 148V149H105ZM139 148H141V147H139ZM142 148H144V147H142ZM152 148V149H151ZM197 148V149H196ZM55 150H56V148H54ZM52 150V151H47V153H45L43 156H39V158H43V160H44V158H46V160H49L50 159V161L52 160L51 158H53L57 153H58V151L59 150ZM75 149H77V148H75ZM79 149V148H78ZM90 149H91V147H90ZM98 150V151H101V150ZM111 149V148H110ZM117 149V148H116ZM121 149V148H120ZM120 149H118V150H120ZM124 149H125V147H123V152H124ZM195 149H196V151H195ZM25 150V149H24ZM23 150V151H24ZM62 150H64V149H62ZM66 150V149H65ZM71 150V149H70ZM72 150H73V148H72ZM79 150H82V149H79ZM84 150H85V147H84V149H83V151H81V152H79V155H76V156H81L80 154H83L82 152H84ZM95 150V149H94ZM104 150L102 149V153L104 152ZM112 150L114 151V149L112 148ZM242 150V149H241ZM15 151V150H14ZM90 151H92V150H90ZM117 151V150H116ZM142 151H144V152H142ZM156 151V150H155ZM154 151V152H155ZM64 152H67V151H64ZM70 152H72V151H70ZM20 153V152H19ZM18 153V154H19ZM32 153V152H31ZM30 153V155H32ZM41 153V152H40ZM39 153V154H40ZM67 153H69V152H67ZM85 153H87V151L85 152ZM84 153V154H85ZM92 153V152H91ZM106 155H107V152H104ZM111 152H109L108 154L109 155H111L110 154ZM113 153V152H112ZM115 153L116 152H114V155H115ZM125 153V152H124ZM62 154V153H61ZM64 154V153H63ZM70 154H72V153H70ZM74 154H77V153H74ZM89 155H91L90 154V152L88 153ZM101 154V153H100ZM122 154V153H121ZM203 154V153H202ZM4 155V154H3ZM73 155V154H72ZM97 155V154H96ZM99 155V154H98ZM103 155V154H102ZM101 155V158L103 157ZM117 156H118V153L116 154ZM115 155V156H116ZM204 155V154H203ZM74 156V155H73ZM83 157H84V155H82ZM81 156V157H82ZM86 156H88L87 154H86ZM113 156V155H112ZM199 156V155H198ZM201 156V155H200ZM17 157H19L21 160H22V157L20 156V154L19 155H17ZM37 157V156H36ZM72 157V156H71ZM70 157V158H71ZM80 157V159H83V157L81 158ZM92 157V156H91ZM91 157H89L90 159H91ZM114 157V156H113ZM130 157V156H129ZM142 157H145L146 159H142ZM16 158V157H15ZM14 158V159H15ZM72 158H74V157H72ZM76 158V157H75ZM75 158L73 159L74 161H75ZM89 158H88V160H89ZM94 158V157H93ZM93 158H92V160H93ZM106 159H109V157L107 158V156L105 157ZM104 158V159H105ZM13 159V160H14ZM20 159L18 160V161H20ZM79 159V158H78ZM78 159H76V161L78 160ZM95 159H97L96 157H95ZM103 158H102V160H104ZM105 159V160H106ZM113 160H114V158H112ZM111 159V160H112ZM116 160H117V158H115ZM16 160V161H17ZM35 160H37L36 158H35ZM68 161L70 160V159H67ZM84 160H86L85 158H84ZM98 160H100V159H98ZM124 160V159H123ZM54 161V160H53ZM64 161V160H63ZM68 161H67V163H68ZM95 161V160H94ZM60 162V161H59ZM78 162V164H77V166L79 165V160L77 161ZM76 162V163H77ZM81 162H83V161H81ZM88 162H90V164H91V161H88ZM97 162V161H96ZM100 162H101V160H100ZM108 162V161H107ZM107 162L106 163H104V164H102V167H103V165H105V164H107ZM113 162V161H112ZM112 162L110 163V164H112ZM115 162V161H114ZM138 162V164H136ZM17 163V162H16ZM15 163V161L13 162V164H16ZM50 163V162H49ZM58 163V162H57ZM75 163V162H74ZM73 163V164H74ZM85 163V162H84ZM93 163V162H92ZM103 163V162H102ZM10 164V163H9ZM12 164V165H13ZM72 164V165H73ZM87 164H89V163H87ZM93 164H95V162L93 163ZM98 164H99V162H98ZM98 164H96V167H97V165ZM11 165V164H10ZM51 165H52V163H51ZM54 165V164H53ZM52 165V166H53ZM55 165H56V162H55ZM72 165H71V167H72ZM81 165L82 164H80V167H81ZM107 165H109V164H107ZM26 166V165H25ZM60 166H62V165H60ZM70 166V165H69ZM76 166V164H74V167ZM76 166V167H77ZM83 166H84V164H83ZM95 166V165H94ZM39 167V166H38ZM55 167V166H54ZM58 166H56V168H57ZM68 167V166H67ZM79 167V166H78ZM87 168H90L89 167V165L88 166H86ZM92 167V166H91ZM95 167V168H96ZM100 167H101V165H100ZM7 168H9V166L7 167ZM7 168H6V170H7ZM20 168H21V166H20ZM23 168H25L24 166H22V169ZM99 168V167H98ZM154 168V169H153ZM11 169V168H10ZM14 169V166H13V168H12V170ZM62 169V168H61ZM84 169L86 170V168L84 167ZM92 169H94L93 167H92ZM91 169V170H92ZM9 170V169H8ZM71 170V169H70ZM76 170V169H75ZM74 170V171H75ZM78 170V169H77ZM80 170V169H79ZM222 170V169H221ZM5 171V170H4ZM67 171H69V170H67ZM72 171H73V169H72ZM87 171V170H86ZM89 171V170H88ZM95 171H97V170H95ZM98 171H99V169H98ZM103 171V170H102ZM8 172H10V171H8ZM79 172V171H78ZM81 172H83V169H82V171ZM80 172V173H81ZM90 172V171H89ZM101 172V171H100ZM63 173V172H62ZM71 172H69V174H70ZM74 173V172H73ZM76 173H77V171H76ZM79 173V174H80ZM94 173V172H93ZM98 172H96V174H97ZM103 173V172H102ZM118 173H119V175H118ZM82 174V173H81ZM87 174H88V172H87ZM92 174V173H91ZM95 174V173H94ZM95 174V175H96ZM100 174V173H99ZM98 174V175H99ZM136 174V175H135ZM182 174L184 175V176H182ZM75 175L76 174H74V175H72V176H74L75 177ZM117 175L120 177V179H124V185L126 186H123V183H119V181H118V184H117V186L118 185H120L119 187H121V185H122V187H121V189L119 190V191H116L115 190V193L117 194L116 196H114V198L111 196V195H113V194H111V193H113V189L115 188V187H117L116 186V184H115V180H116V177H117ZM121 175V176H120ZM67 176V175H66ZM65 176V177H66ZM70 176V175H69ZM80 176V175H79ZM94 176V175H93ZM101 176V175H100ZM47 177V176H46ZM83 177H84V175H83ZM85 177H86V175H85ZM90 177H91V175H90ZM96 177V176H95ZM99 177V176H98ZM97 177V178H98ZM79 179H80V177H78ZM87 179H88V177H86ZM92 178V177H91ZM91 178H89V179H91ZM108 178H110V180L108 179ZM73 179V178H72ZM75 179H76V177H75ZM93 179L94 180H96L94 177H93ZM120 179H118V180H120ZM59 180V179H58ZM67 180V179H66ZM65 180V181H66ZM92 180V179H91ZM100 180H102V178L101 179H97V182H100ZM203 180V178H202V176H198V181L199 182H201ZM227 180H229V179H226V181ZM79 181V180H78ZM104 181H103V184H104V187L102 186V188H105V186L107 185H105V183H104ZM230 181V183H233L232 182V179H230L229 180ZM82 182H84L83 180H81V183ZM86 182V181H85ZM88 182V181H87ZM89 182H90V180H89ZM88 182V183H89ZM91 182H93V181H91ZM220 181H218V184H220L219 183ZM36 183V182H35ZM45 183V182H44ZM64 183V182H63ZM65 183H67V182H65ZM64 183V184H65ZM77 183V182H76ZM80 183V182H79ZM80 183V184H81ZM87 183V184H88ZM94 183V182H93ZM111 183H112V185H111ZM229 183V184H230ZM2 184V183H1ZM31 184V183H30ZM30 184H28V185H30ZM46 184V183H45ZM68 184H70V183H67V185ZM85 184V183H84ZM86 184V185H87ZM95 184L96 183H94V186L92 185V183H91V185L93 186V187H95ZM142 184H143V186H142ZM224 184V183H223ZM223 184H221V185H223ZM27 185V186H28ZM71 185V184H70ZM83 185V184H82ZM85 185V186H86ZM100 185H101V183H100ZM220 185V186H221ZM19 186V185H18ZM23 186H24V184H22V185H20L19 187L21 188H23ZM36 186V185H35ZM38 186V185H37ZM64 186H66V185H64ZM73 186H75V185H73ZM108 186V185H107ZM224 186V185H223ZM226 186H227V184H226ZM225 186V187H226ZM6 187V186H5ZM76 187V186H75ZM74 187V188H75ZM80 187V186H79ZM84 187V186H83ZM88 187H89V185H88ZM92 187V188H93ZM98 187V186H97ZM96 187V188H97ZM227 187H229V186H227ZM12 188V187H11ZM15 188H17V187H15ZM14 188V189H15ZM65 188V187H64ZM68 188V187H67ZM73 187H71V189H72ZM80 188H82V187H80ZM221 188V187H220ZM223 188V187H222ZM36 189V188H35ZM57 189V188H56ZM70 189V190H71ZM90 189H91V187H90ZM101 188L99 187L98 188V191L100 190ZM171 189V188H170ZM169 189V192L172 190H170ZM225 189H228V188H225ZM230 189V188H229ZM25 190V189H24ZM48 190V189H47ZM63 190V189H62ZM78 190H79V188H78ZM83 190V189H82ZM167 190V189H166ZM35 191V190H34ZM43 191H44V189H43ZM65 191V190H64ZM72 191V190H71ZM76 191V190H75ZM86 191H88V189L86 190ZM97 191V192H98ZM102 191V190H101ZM100 191V192H101ZM180 191V190H179ZM222 191V189L220 190V192ZM223 191L225 192L226 190H224V188H223ZM1 192V191H0ZM36 192V191H35ZM40 191H38L37 193H39ZM69 192V191H68ZM68 192L65 194V195H67L68 194ZM84 192V191H83ZM92 192V191H91ZM94 192V191H93ZM96 192V191H95ZM99 192V193H100ZM103 192V191H102ZM101 192V193H102ZM174 192V191H173ZM29 193H30V191H29ZM42 193V192H41ZM45 193V192H44ZM43 193V194H44ZM54 193V192H53ZM62 193V192H61ZM77 193V192H76ZM79 193H81L80 191H79ZM87 193V192H86ZM89 193V192H88ZM166 193H168V190L166 191ZM227 193V192H226ZM3 194H5V196L6 195H8L9 193H3ZM21 194V193H20ZM47 194V193H46ZM46 194H44V195H46ZM63 194V193H62ZM75 194V193H74ZM74 194H72V195H74ZM85 194V193H84ZM96 193H94V195H95ZM173 195H174V193H172ZM171 194V192L169 193V195H172ZM175 194H176V192H175ZM221 194V193H220ZM23 195V194H22ZM20 196V198L21 197H23V196ZM31 195V194H30ZM48 195V194H47ZM60 194H58V196H59ZM76 195H79V194H76ZM76 195H74L75 197H76ZM98 195V194H97ZM167 195V194H166ZM180 195H183V193H181V194H178V196H180ZM5 196H3V198L5 197ZM10 196V195H9ZM9 196H8V200L6 199L7 197H5V199L9 202ZM25 196V195H24ZM61 196V195H60ZM63 196H64V194H63ZM62 196V197H63ZM83 196V195H82ZM82 196L80 195V197H81V199L83 200V198H82ZM96 196V195H95ZM99 196V195H98ZM110 196H111V198H113V200L110 198ZM174 196H176V195H174ZM1 197V196H0ZM18 197V196H17ZM35 197V196H34ZM57 197V196H56ZM56 197L54 198V195H53V198L55 199V201H57L56 200ZM80 197H79V199H80ZM90 196H88V199H91V197L89 198ZM2 198V199H3ZM11 198V197H10ZM12 198H13V196H12ZM24 198V197H23ZM36 198H37V196H36ZM46 198H47V196H46ZM49 198H50V196H49ZM49 198H47L46 199V201L48 200H50ZM52 198V197H51ZM59 198V197H58ZM66 198V197H65ZM69 198H70V196H69ZM71 198H72V196H71ZM74 198V197H73ZM96 199H97V196L95 197ZM112 200V202L111 203H114L113 205H108L109 203H110V199ZM165 198H166V196H165ZM170 198V197H169ZM178 198V197H177ZM1 198H0V200H2ZM16 200H15V202L17 201V200H19V199H17V198H15ZM22 199V198H21ZM25 199H27V196L25 197ZM31 199H33V197H31ZM78 198L76 199L77 201L79 200ZM81 199L79 200L80 202H79V204L81 203ZM88 199H85L84 198V203H85V200H86V203L88 204ZM96 199H95V201H96ZM168 199V198H167ZM174 199V198H173ZM205 198L203 197V199L201 200V202L204 200ZM231 198H229V200H230ZM13 200V199H12ZM34 200V199H33ZM62 200H64V198L62 199ZM70 200V199H69ZM73 200V199H72ZM71 200V201H72ZM75 200V201H76ZM119 200V201H118ZM176 199H174V201H175ZM7 201H4V200H2L1 202H7ZM47 201V202H48ZM52 201H54V200H52ZM55 201H54V203H55ZM58 201H59V199H58ZM61 201V200H60ZM59 201V202H60ZM91 201V200H90ZM94 201V200H93ZM109 201V202H108ZM115 201L117 202V203H115ZM163 201H165V200H163ZM163 201H159L158 202V204H160V206H161V204H163ZM194 201H197V206L195 207V208H188V207H190V206H192L193 205V202ZM0 202V203H1ZM7 202V203H8ZM11 202V201H10ZM10 202H9V204H7V205H10ZM20 202V201H19ZM32 202V200L30 201V203ZM68 203H69V201H67ZM83 202V201H82ZM97 202H98V200H97ZM97 202L95 203L94 202V204L95 205H97ZM107 202H108V204H107ZM216 202V201H215ZM12 203V202H11ZM17 203L18 202H16V204H15V206L17 205ZM22 203V202H21ZM20 203V204H21ZM28 203V200H27V202H26V204ZM73 203V202H72ZM83 203V204H84ZM91 203V202H90ZM173 203V202H172ZM172 203H169V205L170 204H172ZM191 203V204H190ZM23 204V203H22ZM32 204V203H31ZM34 204V203H33ZM51 203L49 202V207L50 206H52V207H54L53 205H50ZM52 204H53V202H52ZM57 204H58V202H57ZM61 204V203H60ZM60 204H59V208H58V210L60 209ZM76 204V206H77V203H74V205ZM78 204V205H79ZM82 204V205H83ZM215 204V203H214ZM4 205H6L5 203H4ZM3 205V206H4ZM18 205H19V203H18ZM24 205V204H23ZM56 205V204H55ZM62 205V204H61ZM71 205V204H70ZM81 205V206H82ZM85 206H86V204H84ZM99 205H98V207L97 208H99ZM105 205H107V206H105ZM190 205V206H189ZM216 205V204H215ZM0 206H2L1 204H0ZM26 206H28V205H26ZM35 206V205H34ZM33 206V207H34ZM48 206H46V207H48ZM73 205H71L70 206V208L72 207ZM91 207H93L92 205H90ZM159 206V207H160ZM214 206V205H213ZM5 207V206H4ZM7 207V206H6ZM11 207V206H10ZM18 207V206H17ZM20 207H21V205H20ZM24 207V206H23ZM58 207V206H57ZM57 207H54V208H57ZM68 207V206H67ZM67 207H64V209L65 208H67ZM90 207V208H91ZM96 207V206H95ZM176 207V206H175ZM217 207V206H216ZM215 207V208H216ZM219 207V206H218ZM13 208L14 209H16L15 207H14V204H13ZM12 208V209H13ZM26 208V207H25ZM24 208V209H25ZM31 208V207H30ZM30 208H29V210H30ZM54 208H52V209H54ZM79 208H80V205H79ZM83 208V207H82ZM86 208V207H85ZM85 208H84V210H85ZM89 208V209H90ZM207 208V207H206ZM219 208H221V207H219ZM11 209V210H12ZM22 208H20V210H21ZM23 209V210H24ZM46 210H44V211H49V210H51V209H48L47 210V208H45ZM63 207H62V211H60L61 213L63 212ZM73 209H74V206H73ZM78 209V208H77ZM88 209V210H89ZM93 209H95V208H92V210ZM210 209H211V206H210ZM5 210H8V208L7 209H5ZM18 210H19V208H17V211H15V212H17L18 213ZM31 210H32V208H31ZM30 210V211H31ZM56 210V209H55ZM66 210V209H65ZM65 210H64V212H65ZM67 210H68V208H67ZM66 210V211H67ZM75 210H76V208H75ZM83 210V211H84ZM87 209H86V211H88ZM91 209L89 210V212L90 211H92ZM96 210V209H95ZM100 210V211H101ZM173 210H176V212L173 214V215H169V212L170 211H173ZM206 210H208V212H210L209 211V209H206ZM212 210H214V208H212ZM217 210V209H216ZM10 211V208H9V210L7 211V212H9ZM28 211V209L25 211V212H27ZM52 211H54V210H52ZM69 211H72V209L71 210H69ZM78 211V210H77ZM81 211V210H80ZM215 211V210H214ZM6 212V213H7ZM13 212V211H12ZM20 212V211H19ZM23 212V211H22ZM29 212V211H28ZM33 212H35V211H33ZM57 212V211H56ZM63 212V214H65ZM79 212V211H78ZM77 212V213H78ZM133 212V213H132ZM157 212V213H158ZM207 212V213H208ZM215 212H217V211H215ZM10 213H11V211H10ZM24 213V212H23ZM45 213V212H44ZM48 213V212H47ZM51 213V212H50ZM55 213V212H54ZM76 213V215H80V214H77ZM86 213V212H85ZM88 213V212H87ZM92 213H93V211H92ZM98 213V212H97ZM102 213V212H101ZM219 213V212H218ZM1 214V213H0ZM35 214V213H34ZM37 216L39 217V212H37ZM53 216H54V214L53 213H51ZM58 214V213H57ZM67 214V213H66ZM72 214V213H71ZM75 214V213H74ZM73 214V215H74ZM88 214H91V213H88ZM94 214V213H93ZM131 214H133V215H131ZM172 214V213H171ZM188 214V213H187ZM211 214V212L209 213V215ZM214 214V213H213ZM5 215V214H4ZM7 215V214H6ZM10 215V214H9ZM17 215V214H16ZM19 215H21V214H19ZM19 215H17L18 217H17V219L19 218V217H21V216H19ZM32 215V214H31ZM47 215H49V214H47ZM83 215H86V216H88L87 214H82V217H83ZM95 215V214H94ZM93 215V216H94ZM100 215V214H99ZM10 216H12V214L10 215ZM33 216V215H32ZM36 216V217H37ZM56 216V215H55ZM60 216H61V214H60ZM68 216V215H67ZM71 216V215H70ZM167 217V219L165 218V217ZM188 216V215H187ZM2 217H4L5 218V216H1V219H3ZM13 217V216H12ZM27 217V215L26 216H24V218L25 219H28V217ZM30 217V216H29ZM34 217L35 216H33V220H34ZM37 217V218H38ZM40 217H42L41 215H40ZM39 217V218H40ZM45 217H46V215H45ZM49 217V216H48ZM57 217V216H56ZM58 217H59V215H58ZM76 218L77 217H81V215L80 216H75ZM164 217V218H163ZM15 218H16V216H15ZM30 218H32V217H30ZM47 218V217H46ZM50 218V219H49ZM48 218V221L49 220H51V217H49ZM73 218V217H72ZM98 218V215L96 214V216L93 218L94 220H96ZM6 219H9V218H5L4 220H6ZM25 219H24V221H25ZM45 219V218H44ZM52 219H54V218H52ZM92 219V218H91ZM92 219V220H93ZM185 219V218H184ZM10 223L12 222V221H14L15 222V220L16 219H11L10 218ZM22 220V223L20 222L19 223V221H21ZM21 220H16V222H15V224L17 225V223L18 224H23V226H24V223L25 222H27V220L25 221V222H23V218L21 217ZM30 219H28V221H29ZM36 220V219H35ZM39 220V219H38ZM56 220V219H55ZM54 220V221H55ZM59 220H60V218H59ZM90 220V219H89ZM89 220L87 219V222H89ZM183 220V219H182ZM18 221V222H17ZM37 221V220H36ZM36 221H34V224H35V222ZM44 221H46V220H44ZM48 221H46L47 223H49ZM54 221H50V222H54ZM63 221V220H62ZM66 221V222H65ZM65 221H63V222H65L66 224H67V219L65 220ZM70 221V220H69ZM147 221V222H146ZM164 221V222H163ZM181 221V220H180ZM7 222V221H6ZM40 222V221H39ZM57 222V221H56ZM55 222V223H56ZM1 223V222H0ZM13 223V222H12ZM12 223H11V225H12ZM31 223H32V220H31ZM36 223H38V222H36ZM44 223V222H43ZM42 223V224H43ZM55 223H54V225H55ZM60 223V224H59ZM65 223H63V224H65ZM69 223V222H68ZM83 223V222H82ZM85 223V222H84ZM83 223V224H84ZM161 223V224H160ZM4 224V223H3ZM27 224V223H26ZM28 224H30V222L28 223ZM33 224V225H34ZM39 224V223H38ZM38 224L36 225L38 228H39V226H38ZM51 224V223H50ZM50 224H47V225H49V227H50ZM62 225L61 224V221H59L58 223H57V225ZM87 224V223H86ZM10 225V224H9ZM52 225V224H51ZM57 225H55V227L57 226ZM58 225V226H59ZM78 226L79 225H81V223L80 224H77ZM76 225V226H77ZM90 225H91V223H90ZM90 225H87V226H90ZM93 226H94V224H92ZM117 225V224H116ZM119 225V224H118ZM118 225H117V227H118ZM4 226H8V224H6V225H4ZM19 226V225H18ZM18 226H16V227H18ZM29 226V225H28ZM35 226V225H34ZM40 226H41V224H40ZM57 226V227H58ZM63 226L64 225H62V227H60V228H62L63 229ZM69 226H72L73 227V223L71 224H69ZM69 226H68V224H67V227L66 228H68L69 229ZM77 226V227H78ZM200 226V229H197L196 230V228L197 227H199ZM257 226V225H256ZM12 227H14V226H12ZM15 227V228H16ZM21 227V226H20ZM30 227V226H29ZM33 227V226H32ZM36 227V228H37ZM44 227V226H43ZM55 227H54V229H55ZM119 227V228H120ZM145 227V228H144ZM247 227V226H246ZM10 228V227H9ZM21 228H23V227H21ZM26 228V227H25ZM25 228H23L24 230H25ZM37 228V229H38ZM42 228V227H41ZM47 228H48V226H47ZM74 230H73V232L77 229L76 227H75V225H74ZM80 228L81 227H78V230L80 231ZM82 228H84V227H82ZM81 228V229H82ZM87 228V227H86ZM91 228V227H90ZM142 228H144V230L145 229H147V231H145V232H143V233H140V234H142L141 236H139V234L138 235H136L135 234V232H136V230H143ZM148 228H150V229H148ZM244 228V227H243ZM13 229V228H12ZM12 229L10 228V230L12 231ZM29 229V228H28ZM44 229H46V227L44 228ZM57 229L58 228H56V231H57ZM65 229V228H64ZM67 229V230H68ZM93 229V228H92ZM93 229V230H94ZM113 229V228H112ZM111 229V232L113 231ZM10 230H8V227L5 229V227H3L2 226V224H1V226H0V233L2 234V233H4V234H9L10 233ZM15 230H17V229H15ZM15 230H14V232H15ZM19 230V229H18ZM29 230H32V229H29ZM29 230H27L26 232H27V235L29 236V234H31L30 232H28ZM34 230H35V228H34ZM41 230V229H40ZM47 230H49V229H47ZM53 230V229H52ZM61 230V229H60ZM92 230V231H93ZM94 230V231H95ZM123 230V231H124ZM167 230H170L171 232H173V234L175 235L174 237L176 238H173V242H171V241H169L166 237H162V238H160V239H158V234H160V232H162L163 234L165 233V231H167ZM182 230V233H183V236L181 235V231ZM189 230V231H188ZM244 230V229H243ZM20 231V230H19ZM38 231L39 230H37V235L38 234H40V233H38ZM42 231H43V229H42ZM46 231V230H45ZM44 231V232H45ZM56 231H54V235H55V233H56ZM62 231V230H61ZM84 231V230H83ZM123 231H122V234H123ZM176 231L178 232V234H175L176 233ZM214 231V232H213ZM246 231H247V229H246ZM249 231V230H248ZM256 231H258V230H256ZM13 232V231H12ZM17 232V231H16ZM15 232V233H16ZM22 231H20V233H21ZM50 231H48L47 233H49ZM63 232H64V230H63ZM68 232H70V231H68ZM72 232V231H71ZM72 232V233H73ZM78 232V231H77ZM84 232H86V230L84 231ZM89 232V231H88ZM90 232H91V230H90ZM205 232H209V234H208V236H206L203 240H197V238L199 237V236H203L204 234H205ZM253 232V231H252ZM29 233V234H28ZM43 233V232H42ZM46 233V234H47ZM51 233H52V231H51ZM51 233H49V234H51ZM57 233H58V231H57ZM56 233V234H57ZM60 233V232H59ZM65 233H67V232H65ZM64 233V234H65ZM91 233H94V232H91ZM107 233V234H106ZM115 233H116V231H115ZM255 233V232H254ZM257 233V232H256ZM255 233V234H256ZM6 235L7 237L9 236V235H14V234H9V235ZM17 234V233H16ZM15 234V235H16ZM26 234V233H25ZM48 234V235H49ZM63 233H61V235H62ZM112 235L114 234V233H111ZM118 233H116V235H117ZM123 234V235H124ZM214 234V236L213 237H216V239H211L212 237H211V235H213ZM252 234V233H251ZM14 235V236H15ZM26 235V236H27ZM36 235V234H35ZM41 235V234H40ZM39 235V236H40ZM48 235H46V237L48 236ZM53 235V234H52ZM58 235V234H57ZM57 235H55V236H57ZM60 235V236H61ZM71 235V234H70ZM93 235V234H92ZM104 235H107L106 237L104 236ZM112 235H111V238L110 237H108L110 240L113 238L112 237ZM116 235H113V236H116ZM122 235V236H123ZM125 235H124V237H125ZM135 235L136 236H138V237H135ZM254 235V234H253ZM257 235V234H256ZM5 236V237H6ZM25 236V235H24ZM50 236V235H49ZM54 236V237H55ZM65 235H63V237H64ZM66 236H68V234H66ZM65 236V238H67ZM74 236V235H73ZM72 236V238H75V237H73ZM77 236H78V234H77ZM83 237L85 236V234H83L82 235ZM94 236V235H93ZM118 237H119V234L117 235ZM121 236V235H120ZM180 236H181V238H180ZM258 236V235H257ZM16 237H17V235H16ZM21 237H23V235H22V233H21V236H20V238ZM31 237H32V240H33V232H32V235H31ZM36 237H38V236H36ZM35 237V238H36ZM43 237V236H42ZM53 237V238H54ZM79 237V236H78ZM86 237V236H85ZM91 237V236H90ZM118 237H116V240H117V238ZM123 237V238H124ZM18 238H19V236H18ZM41 238V237H40ZM69 238V237H68ZM80 238V237H79ZM87 238V237H86ZM89 238V237H88ZM88 238H87V240H88ZM93 237H91V238H89V239H92ZM102 238V237H101ZM107 238V242H108V239ZM122 238V237H121ZM120 238V239H121ZM7 239V238H6ZM25 239H27V238H25ZM29 239H30V237H28V241H29ZM39 239V238H38ZM37 239V240H38ZM43 239V238H42ZM50 239V238H49ZM51 239H52V237H51ZM56 239V238H55ZM64 239V238H63ZM114 239H115V237H114ZM114 239H112L113 241H115ZM8 240V239H7ZM13 240V239H12ZM18 240H20L21 241V239H18ZM32 240H30V241H32ZM37 240H35V241H37ZM45 240H46V238H45ZM53 240V239H52ZM73 240H75V239H73ZM72 240V241H73ZM76 240H77V237H76ZM78 240H80V239H78ZM87 240H86V243H90V242H87ZM94 240V239H93ZM118 240H119V238H118ZM122 240H120L119 242H121ZM1 241V240H0ZM9 241V240H8ZM11 241V240H10ZM26 242V240H25V242L24 243H21V244H23V251L25 252H29V253H32V254H34L35 253V251L37 252V250L38 251H40V249L41 250H43V249H45L46 250V248H47V245H46V248L44 247L43 249L42 248H38V247H40V246H38V247H35V245H33L34 243L32 242ZM42 241V240H41ZM55 241V240H54ZM58 241H60V239H58L57 241H56V243L58 242ZM67 241V240H66ZM84 241V240H83ZM95 241V240H94ZM105 241H106V239H105ZM49 243L50 241H48V238H47V241L45 242V243ZM68 242H69V240H68ZM79 242V241H78ZM82 242V241H81ZM100 242V245L102 246V244H101V242L102 241H99ZM4 243H6V242H4ZM8 243V242H7ZM7 243H6V245H7ZM38 243V241L36 242V244ZM43 243V242H42ZM55 242H52V246H53V244H54ZM55 243V244H56ZM71 243V242H70ZM84 243V242H83ZM97 243V242H96ZM103 243H105V242H103ZM229 243V244H228ZM2 244H3V242H2ZM40 244V243H39ZM57 244H59L60 245V243L58 242ZM63 244H64V242H63ZM76 244H77V246H76ZM112 244H114V243H112ZM111 244V245H112ZM127 244V245H126ZM225 244H228L227 246H225ZM1 245V244H0ZM5 245V246H6ZM43 246H45L44 244H42ZM49 245H50V243H49ZM59 245H58V247H59ZM62 245V244H61ZM73 245V244H72ZM72 245H71V249L72 248H74L75 250L78 248V243H76L75 242V247H77V248H75L74 246L72 247ZM90 245H92L91 243H90ZM95 245V244H94ZM97 245H98V243H97ZM100 245L98 246L99 247V249H100ZM110 245V244H109ZM116 245V246H115ZM115 247L116 248H114V249H116L117 250V245L119 246V244L117 243H115ZM5 246H1V247H5ZM8 246V245H7ZM34 246V247H33ZM42 246V247H43ZM51 246V245H50ZM63 246V245H62ZM65 246H68V245H65L64 244V246H63V248H64V252H65ZM69 246H70V244H69ZM84 246V248H85V245H83ZM88 246V245H87ZM107 246V245H106ZM113 246V245H112ZM112 246H110L111 247V249H113L112 248ZM153 246L154 247H156V250H157V252H155V253H153ZM176 246H178L179 247V249H181V251H183V253H181V254H174L173 256H172V251L176 248ZM14 247V246H13ZM79 247L81 248V245H79ZM89 247V246H88ZM87 247V249H89L90 250V248H88ZM95 247H97L96 245H95ZM94 247V248H95ZM108 247V246H107ZM109 247V248H110ZM8 249H9V246L7 247ZM10 248H12L11 246H10ZM50 248H52L53 249V247H50ZM57 248V247H56ZM62 248V249H63ZM80 248H78V251H80L79 253L80 254H78V252H77V256H79V255H81L82 254V251H83V249H81L80 250ZM94 248H93V250H94ZM14 249V248H13ZM17 249H19L18 247H17ZM49 249V248H48ZM47 249V250H48ZM60 249L61 248H57L56 250H54L55 251V253L57 254L59 251H60ZM73 249V250H74ZM113 249V250H114ZM6 250V248L4 249V251ZM20 250H21V247H20ZM88 250V251H89ZM108 250V249H107ZM107 250L106 251H104V254L107 252ZM11 251V250H10ZM13 251V250H12ZM14 251H15V249H14ZM50 251V250H49ZM54 251L53 252H51L50 251V253H52V254H54ZM62 251V250H61ZM68 251V250H67ZM66 251V252H67ZM77 251V250H76ZM85 251H86V249H85ZM85 251L83 252V254L85 253ZM87 251V252H88ZM95 251H97L96 249H95ZM109 251V250H108ZM118 251H120V249H118ZM169 251V252H168ZM2 252V251H1ZM15 252H18V251H15ZM64 252H62V254H66V253H64ZM70 252H72V251H70ZM70 252H69V254H70ZM114 253V251H112V250H110L109 251V254L110 255H108V253L106 254L107 256H111L112 257V255H111V253ZM168 252V253H167ZM236 252H238V251H236ZM9 253L10 252H8V255H9ZM14 253V252H13ZM12 253V254H13ZM19 253H22V251L20 252L19 251ZM18 253V254H19ZM37 253H39V252H37ZM47 253V252H46ZM45 252H44V254H46ZM49 253V252H48ZM49 253V254H50ZM89 253V252H88ZM88 253L86 254V255H88ZM115 253H116V251H115ZM125 253H129L128 255L126 254L125 255ZM130 253H132V255H130ZM1 254V253H0ZM5 254V253H4ZM7 254V253H6ZM5 254V255H6ZM36 254V253H35ZM39 254H41V253H39ZM43 254V256L44 257H46L45 255ZM59 254V253H58ZM61 254V255H62ZM73 254H75V253H73ZM72 254V255H73ZM97 254H100V251H99V253H98V251H97ZM103 254V253H102ZM101 254V255H102ZM103 254V255H104ZM171 254V255H170ZM261 254H263V253H261ZM7 255V258H9V256ZM13 255H15V254H13ZM20 255V254H19ZM42 255V254H41ZM40 255V257H42ZM51 255V254H50ZM60 255V254H59ZM95 255H96V253H95ZM101 256L102 258H101V260H103V258L106 256ZM117 255H118V252H117ZM117 255H115L114 257H115V259L117 258ZM119 255H120V253H119ZM0 256H2V255H0ZM24 257H21L22 259L23 258H25L26 256H25V254L23 255ZM32 255H30V257H31ZM48 256V255H47ZM54 256H55V254H54ZM63 256V255H62ZM75 256H76V254H75ZM75 256L73 255V257L75 258ZM85 256V255H84ZM124 256H120L121 258V260L124 262L125 260H123L124 258ZM2 257H4V256H2ZM11 257H13V256H11ZM29 257V256H28ZM38 257V256H37ZM73 257H71L70 256V258H73ZM82 257V256H81ZM81 257H79V258H81ZM88 257L90 258V256L88 255ZM93 257V256H92ZM92 257L90 258V263H91V261H92ZM95 257H97V256H95ZM5 258V257H4ZM48 258V257H47ZM62 257H60L59 259H61ZM64 258V257H63ZM77 258V257H76ZM75 258V259H76ZM100 258V257H99ZM106 258V257H105ZM113 258V257H112ZM6 259V258H5ZM13 259H14V257H13ZM15 259H16V257H15ZM35 259V258H34ZM39 259V258H38ZM45 259V258H44ZM57 259V261H60L58 258H57V256L55 257V260ZM68 260L69 258H65V260ZM74 259V260H75ZM85 258H83L81 261H83ZM108 259V258H107ZM107 259H105L104 261H106ZM109 259H110V257H109ZM114 259V258H113ZM113 259L111 260L110 259V262H108V263H110V264H121L122 263V261L121 260H119L118 258H117V260H115L114 259V261H113ZM2 261H1V264H2V262H3V259H1ZM18 260V259H17ZM25 260H27V259H25ZM31 260V259H30ZM46 260V259H45ZM50 259H48V261H49ZM54 260V259H53ZM71 260V259H70ZM73 260V259H72ZM73 260V261H74ZM85 260H87V261H89L88 259H85ZM95 261H96V258L94 259ZM14 261V260H13ZM13 261H11V262H13ZM28 261V260H27ZM32 261V260H31ZM39 261V260H38ZM56 261V262H57ZM61 261H62V259H61ZM60 261V262H61ZM64 261V260H63ZM69 261V260H68ZM75 261H77L78 262V260L76 259ZM74 261V262H75ZM79 261H80V259H79ZM111 261H113V262H111ZM229 261H231V263L229 262ZM6 262V261H5ZM10 262V263H11ZM33 262V261H32ZM40 262H42V260L40 261ZM46 263H48L49 264V262H47V261H45ZM50 262H52V260L50 261ZM67 262V261H66ZM86 262V261H85ZM36 263H37V260H36ZM53 263H54V261H53ZM63 263V262H62ZM76 263V262H75ZM79 263H81V262H78V264ZM88 263V262H87ZM86 263V264H87ZM95 262H93V264H94ZM99 264L100 263H102V264H105L103 261L102 262H98ZM13 264H15V263H13ZM24 264V263H23ZM26 264V263H25ZM34 264V263H33ZM40 264H42V263H40ZM57 264V263H56ZM59 264V263H58ZM69 264H72V262L71 263H69ZM74 264V263H73ZM81 264H84V263H81ZM95 264H97V262L95 263ZM123 264V263H122ZM241 264H246V263H241Z\"/></svg>",
    "mask_w": 264,
    "mask_h": 264
},
{
    "label": "water",
    "instance_id": "water-1",
    "mask_svg": "<svg viewBox=\"0 0 264 264\" xmlns=\"http://www.w3.org/2000/svg\"><path fill=\"white\" fill-rule=\"evenodd\" d=\"M2 12H4L3 14L5 15V17L0 19V52L4 56V58H1V59L6 58L7 62H10L12 59L16 60L18 62L17 71L25 75L28 79L32 80L33 82H36V84L40 82L43 83L49 93L48 102L54 106L59 107L58 113H60L65 108V106H67L66 105L68 102L67 97L69 96V94L65 91V84L63 83L64 81L62 80L61 76L57 80V76H55L56 74H53L50 71L43 70L44 63L37 62L35 59L33 60L28 57L27 58L23 57L24 54L21 52V48L22 49L24 48L20 46L18 47L15 44V40L18 36V33L22 32V30L25 31V27H27L26 29L29 30L33 25L36 24L35 22H38L39 19L33 12L26 11V12H23L22 14V16L26 18V20H23L22 22H17L16 20L17 18L15 16L16 15L15 10H12V12L3 10ZM17 13H21V12L18 11ZM38 33H39V36H41L42 38L43 36H45V34H43L44 32H38ZM21 35L24 36V33H22ZM25 37H27L26 34H25ZM25 40L27 41V38ZM22 44H24V42H22L19 45H22ZM15 69L17 68L15 67ZM20 129H21L20 125H18V128L11 127L7 129L5 131V135L3 136V139L8 140L9 137L13 136ZM21 146H22V143H21ZM22 165H25V164H22ZM18 188H15L12 192L13 195L15 196L18 195L17 198L20 197V193L23 190V189L21 190ZM162 237H164V234L160 232V234H158V239ZM0 253H1V250H0ZM4 264H9V262L6 261Z\"/></svg>",
    "mask_w": 264,
    "mask_h": 264
}]
</instances>
